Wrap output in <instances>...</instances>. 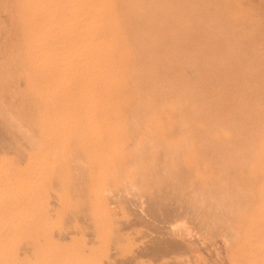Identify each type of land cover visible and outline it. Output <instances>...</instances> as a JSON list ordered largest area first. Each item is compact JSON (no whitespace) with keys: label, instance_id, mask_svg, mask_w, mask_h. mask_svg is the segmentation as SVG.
Wrapping results in <instances>:
<instances>
[{"label":"rangeland","instance_id":"rangeland-1","mask_svg":"<svg viewBox=\"0 0 264 264\" xmlns=\"http://www.w3.org/2000/svg\"><path fill=\"white\" fill-rule=\"evenodd\" d=\"M1 1H2L1 4L4 5L3 6L4 9H2V6L0 4V6H1L0 9H2L0 11V26L2 28H5L3 26V24L7 25V27L10 26V23L12 25V26L8 27V29L6 28L7 31H6V29L5 30L3 29V31L6 32V36H5L6 39L1 37V36L5 35L4 34L5 32L3 33L2 29H0V53H1L0 54V68H1L0 69V75L3 76V77L0 76V79L1 78L4 79V80L1 79L2 83L0 82L2 84V85H0V191H1L0 192V229H2V231H0V235L3 234L4 229H5V232H4L5 234H3V235L6 236V234H7V236H8L10 234L12 236L14 234L13 237H10V235H9V238H11V240L9 238L7 239V236L6 237L4 236L7 240H4L5 238L4 239L2 238L3 235L0 236L1 237L0 240L2 239L1 242H4V244L1 242L0 243L4 247L7 244L6 246L9 247V249H10V247L12 248V250L10 249L11 251L8 249V254L6 256V260H9V259L13 260V261L11 260V262L9 261V264H11V263L14 264L15 260H16L15 264H18V263L19 264H31V263L32 264H37V263L43 264V262H44V264H58V263L61 264L62 262H64L62 264H180V263L181 264H264V188L261 191L259 190L262 187H264V181H263L264 180V177H263L264 176L263 175L264 174V172H263L264 171V169H263L264 164H262L263 163V160H262L263 155L260 154L259 152L257 153V150H255V145H256L255 144V138L260 134V129L264 125V94H263V92H264V89H263L264 88V81L263 80L264 79H262V77L264 78V71H263L264 70V68H263L264 63L262 62L260 64V62L264 60V57H263V55H264V52H263L264 51L263 50L264 49V44H263L264 43V37H263L264 36V33H263L264 32V0H234V1L233 0H128V1L127 0H117L116 6L121 11L124 12L125 16H127L126 21H128V22L131 21V22H133L139 26H145V28H143L142 30L137 32L138 34L143 35L145 29H147L148 32H151V33L154 32V34H155V38H136L138 40L139 44H140V42L142 44L145 43V44H143L144 49H147L145 47V45L149 44V42H148L149 39L151 40L150 43H152V41H154V45H152L153 46L152 47L153 52H151V53L147 52L148 53L147 54V53H145L146 50H144L143 51L144 53H139L135 57L136 61H137L136 62L137 63V69L134 71V73L136 74L138 81H137V83H134L136 86L135 88H132L130 86L132 90L130 89V91L128 90V92L131 93L132 91H134L136 96H138V97H136L138 100L137 101L135 100L136 103H135V101L132 103V104L135 103L134 105L129 104L130 105L129 110H126V112L128 113V116H126L125 119L121 118L122 120L124 119L123 122H124L125 126L124 125H123L124 127L121 126V124L123 122L120 121V118H119V121L117 122V123L121 122V124L119 126L122 127L125 132H122L123 129L119 130L120 129L119 126H118L119 128L113 126L115 120L117 121L118 119L112 118V117H110V119H109L105 116V113H104L105 105H104V101H103V98H102L101 93H100L101 88L98 85L93 86L91 88V91L88 90V92H87V90H85L87 88H85L84 86H82L80 84L78 85V83H71V85L68 84V85H70L68 87H72V88H68L64 83L58 84V85L55 84V86L50 87V90L48 89L49 86H45V85H42L43 86L42 87L41 85L36 84L39 88L38 87H37V89L34 88V86H35L34 81H36V79H38L39 75H40L39 70L31 69L33 72L30 73L31 70L29 69V66L27 63L28 62L27 57H25V55L23 53L20 54V51L22 52L23 48H20V49L17 48L20 46L22 47L21 43H23V38H21V30H20V28L16 27V26H19V18H18L19 17V2L16 0L15 1L8 0V2L10 1L9 3H11V4H9L8 2H6L7 0H5V2H4V0H0V2ZM220 1L223 3V5ZM3 3H5L6 5L8 4L9 6L6 7L5 4H3ZM135 6H137V7H135ZM8 7H9V10H11V8H12V10L9 11ZM142 7H143V9H142ZM144 7H145V9H144ZM157 9L159 11H157ZM223 9H224V11H221ZM6 10H8V12ZM15 10H17V13ZM248 10H249V12H248ZM2 11H4L5 13H3ZM147 11H149V12H147ZM215 11H217V12L219 11V12L217 13ZM246 11H247V13L244 14V12H246ZM181 12H183V13H181ZM223 12H224V15H223ZM240 12H241V14L243 12L244 15L243 14L241 15ZM6 13L7 14L10 13V14L6 15ZM134 13H135V15H134ZM203 13H204L205 17H203L204 16ZM252 14L259 16V17H256V19H255V16ZM14 15H16V16H14ZM167 15H169L170 17ZM190 15H192V16H190ZM211 15L213 16V19H212ZM218 15H220V16H218ZM225 15H227V16L224 17ZM232 15H235V16H232ZM238 15H239V17H240V15L242 16V18L241 17L239 18V20H241V21H239L238 24L242 23L244 18H245V20H247V22H245V20H244L245 25L243 24L244 22L242 23L243 25L242 24L241 25L246 27L247 23H248V26L251 23V27H250L251 29H249V27L247 26L248 29L247 28H241L242 30H240V27H242V26H240L236 23V20H238V19H234L236 16L238 17ZM230 16L232 18L229 19ZM251 16H254L253 18L255 19V21L252 19ZM13 17H15V19H16V21H14V22H18V24L15 23V25H14V22H13V24H12V22H10V21L14 20ZM215 17H217V20L219 17L218 22H217ZM206 18L207 19L209 18L208 20L211 23V25H210V23H208V20ZM248 18H249V20H248ZM257 18H259V19H257ZM226 19H227V21H226ZM6 20H7V22H5ZM142 20H144V21H142ZM195 20L197 22H195ZM211 20L212 21L214 20V22H212ZM228 20H230V21H228ZM258 20H260L258 23L259 25L257 24ZM163 21H164V23H163ZM223 21L226 23L224 24ZM161 22H162V24H161ZM199 22H202V23H199ZM222 22H223V24H222ZM228 22H229V24H228ZM197 23H199V25ZM254 23L257 24V25H255L256 29H255ZM207 24L210 25L211 28L209 26H207ZM217 24L218 25L221 24V25L218 27ZM230 24H231V26L232 25L233 26L231 27ZM261 24H263V26ZM185 25H189V29H187L188 31L186 30ZM192 25H193V27H192ZM195 25H197V26H195ZM202 25H204V26H202ZM224 25H225V29H224ZM226 25H229V27H227ZM252 25H253V27H252ZM163 26H164V28H163ZM165 26H166V28H165ZM205 26H206V28L204 29ZM221 26H223V27H221ZM238 26H240V27H238ZM11 27H13L14 31L16 29V31L15 32L11 31V29H12ZM186 27H188V26H186ZM199 27H201L200 28L201 32L198 31ZM208 27L210 28L211 31L208 29ZM230 27L232 28L231 32L229 31ZM234 27H236V28H234ZM212 29L215 30L216 32H214ZM235 29H238V30L236 31ZM8 30H9V32H8ZM167 30H169V31L167 32ZM221 30H223L224 33ZM232 30H234V31H232ZM249 30H251V32ZM252 30H254V31H252ZM208 31L210 33L207 34ZM212 31L214 32V34L213 33L211 34ZM217 31H219V32H217ZM228 31L230 32V36H229L230 38H227L228 37L227 33L229 35ZM235 31H236V33H235L236 35L234 34ZM185 32H187V33H185ZM245 32L248 34L251 33L249 35L253 40L255 39L254 41H256V43L254 41H252V39L250 37H249L250 39L247 40V37L249 35L247 34L248 35L247 36ZM13 33H16V36H18V37H16V36L12 37ZM219 33L223 34V37ZM200 34H202V35H200ZM203 34H204V37L202 38ZM9 35L12 38L11 37L9 38ZM195 35H197V36H195ZM212 35H214L215 37ZM224 35H226V36H224ZM231 36H233L234 38L236 36V39H233V37H231ZM259 36L261 37L260 39H259ZM224 37H225V39L227 38L228 41L232 40L231 41L232 43L230 41L228 43V41L225 39H224V41H221V40H223ZM1 38H2V40H1ZM18 38H20V39H18ZM212 38L217 39V41L220 39V41H218V42L221 43L220 47L222 49H224L223 51H222V49H219L220 47L217 44V41L215 42V40H214V43L217 45V47H216V45H214V43H212L213 42ZM7 39H8V41H7ZM13 39L15 42L13 41ZM21 39H22V41H20ZM194 39H196L197 41H195ZM244 39L247 40V44H246V41ZM17 40H19V41H17ZM239 40H241V42H243L242 40H244V42H243V44H245L244 47L245 46H247V47L244 48L242 46L243 44H241ZM16 41L18 43H16ZM210 41H211V44L213 45V47L210 45ZM10 42H12V44L15 43L16 45L15 44L12 45ZM203 42L207 43L206 45L211 46L212 48H215V49H212L211 47L206 48L205 44H203ZM222 42L223 43L225 42L224 45L226 44L224 47H222V45H223ZM260 42H262V43H260ZM178 44H179V48H178ZM176 45H177V47H176ZM180 45H182V46L180 47ZM189 45H191L192 50L194 49L193 53H192V51H190L191 47ZM193 45H194V47H193ZM229 45H230V47H229ZM231 45L232 46L235 45V47L233 46L231 48ZM255 45L257 48L253 47ZM183 46H186V49L184 48V50H183ZM199 46H201V47H199ZM202 46H204V47H202ZM249 46L253 47L254 49L249 47ZM10 47H11V49H10ZM13 47H16L17 49L13 48ZM172 47H174V48L172 49ZM187 47H189L190 50L187 49ZM197 48L199 49L198 51H197ZM228 48L229 49L231 48L230 49L231 51ZM233 48L234 49L236 48L237 50L235 49L236 50L235 51ZM174 49L175 50L177 49V50L175 51ZM216 49L218 51L223 52L220 57H219V54H220L219 52L217 53V55L214 54L215 52H217ZM256 49L258 52H260V51H262V52L258 53L256 51ZM185 50H188V51L186 52ZM212 50L213 51L215 50V51L213 52ZM244 50H245V52H244ZM14 51H16V52H14ZM17 51H19L18 54H17ZM183 51L185 52V56H184ZM194 51L195 52L197 51L196 52L197 57L195 56L196 53H194ZM209 51L212 53H210ZM232 51H235L238 56L236 54L234 55L235 52H233L231 54L230 52H232ZM239 51H241V52H239ZM198 52H200L201 55ZM224 52L226 55H224ZM13 53H15L14 55L16 57L13 55ZM202 53H203V57H200V56H202ZM205 53H207V54H205ZM208 53L210 55H208ZM162 54H163V57H162ZM186 54L189 56V60L187 62H185L188 59ZM193 54H195L194 56L197 58V60L194 59L195 57L192 56ZM211 54L214 56L212 57ZM253 54H255L254 57L251 56ZM17 55L19 57L21 56L20 59H22V60H20L19 57H17ZM176 55H178V56L176 57ZM182 55L184 56V57H182V60H178V59H181L180 56H182ZM205 55L207 56L208 60L210 59L211 61L216 62V63H212L211 61L209 63L206 60L207 58ZM230 55H233V57ZM256 55H260V56L257 57ZM150 56H153V58ZM226 56H228V57H226ZM185 57H187V59ZM192 57H194V58L192 59ZM198 57H200V58H198ZM163 58L167 59V60H164ZM212 58H214V59H212ZM218 58L219 59L221 58V59L219 60ZM260 58L261 59L263 58V59L260 60ZM171 59L172 60L173 59L178 60V62L174 60L175 62H177V63H174V61H172ZM254 59H257V60L255 61ZM16 60H19L18 61L19 64ZM192 60H194V61L196 60V61L194 62ZM252 60H253V63L255 61L254 65L256 66V69L254 68L255 66L253 65V63H251ZM13 61H15V62H13ZM152 61H154V62H152ZM157 61H158V63H157ZM204 61H207L209 64L207 62L204 63ZM20 62H21V64H20ZM182 62H183L182 65H184V62L186 63L184 65L185 67L181 66L180 70H179V67L177 64H181ZM191 62H192V64L193 63L194 64L191 65L190 64ZM199 62H201V64H197ZM146 63H148V65L151 66L152 68L148 67V65ZM221 63L222 64L226 63L227 66H229L228 64H230V67L227 68L226 66H223L224 64L222 65ZM8 64H9V66H8ZM12 64L14 65V67H12L13 66ZM189 64L192 67L189 66ZM204 64L207 66L212 65L211 66L212 68L210 66L206 67ZM139 65H142V66L139 67ZM197 65H199L200 67L204 65L203 68H205V69L203 70L202 67H201L202 69L201 68L198 69L199 66H197ZM217 65L221 66L223 70L221 69V67H220L221 70H219V66L217 67ZM257 65H259V66H257ZM260 65H262L261 68H259ZM193 66L197 69L195 70V68ZM213 66H215V67H213ZM155 67H157V68L155 69ZM245 67H248V70ZM249 67H251L250 69H252L251 70L252 72L250 71ZM3 68H4V70H2ZM144 68H145V70H143ZM149 68H151V69L154 68V70H152V71H154V73L153 72L151 73ZM166 68H167V70H166ZM185 68H187V69H185ZM9 69L11 71H9ZM27 69H29L30 71H28ZM210 69H212L215 73ZM259 69H261V70H259ZM141 70L143 71L142 74H144V76H146V77H144L141 74V72H142ZM181 70H183V71H181ZM199 70L202 71V74H201V72H198ZM209 70L213 72V73L211 72L212 73L211 75H209L210 73L207 74V72H210ZM244 70H246V71H244ZM205 71H207V72H205ZM261 71H263V73H261ZM18 72H20V73H18ZM196 72L199 74H197ZM247 72H249V73L251 72L252 76H251V74H249ZM21 73L25 74V75L23 76ZM203 73H205V76H206V74L209 75L208 77L206 76L209 81L205 80L206 77L204 76ZM240 73H241V75H240ZM255 73L257 74L256 76H259V78L255 77ZM177 74H179V75L181 74L180 76H182V78L179 77V75H177ZM17 75L19 76V78ZM27 75H28V77H27ZM29 75H31V77ZM161 75H162V77H161ZM166 75H168V77H166ZM4 76L5 77L8 76L7 78H9V76H10V79H8V81H6L7 79ZM14 76H15V78H18V79H14L13 78ZM22 76H23V79H25L24 81H21L22 79H20V78H22ZM37 76H38V78H37ZM142 76L147 80L144 81ZM174 76L177 78H173ZM197 76H199V77L197 78ZM201 76H203V77H201ZM233 76H234V78H233ZM246 76H247L248 80H247V78H244ZM184 77H185V79H187V81L184 79ZM200 77L204 78V79H202L204 81H202ZM217 77H218V79H220L219 81H218ZM219 77L223 78V80ZM26 78L28 80L30 79V81H33V82L28 83ZM178 78L181 82L184 81L182 84H184L186 82L184 84L185 86L181 85V87H180V85H179L180 89H178V86H177L178 82H179V84H181V82L178 81ZM232 78L234 79V81L237 78H239V79L241 78V79H240V81L238 79V80H236V82H234ZM11 79L15 80L14 83H12L13 81H11ZM224 79L226 81L223 83ZM254 79H256V80H254ZM260 79H261V81H260ZM214 80H216V83L213 82ZM246 80H247V82H246ZM172 81H174L175 83L173 82V84L170 85L172 83ZM199 81L201 84L198 85ZM211 81L213 83H211ZM217 81L220 84H217L218 83ZM249 81H250V84H249ZM252 81H253V83L251 84ZM6 82H8V83H6ZM227 82H229L228 84L232 83V85H234V87L232 88V86H229V85H228L229 87H226L227 84H225V83H227ZM241 82L242 83L246 82L249 85L245 83L246 85L244 84L245 85V87H244V85L243 86L241 85L242 84ZM257 83H258V85H257ZM29 84H32L33 86L32 85L30 86ZM159 84L163 85V87H161V90H163V92H166L168 97L171 95L169 98H171L173 96L170 92H172L174 94V91H176V93L174 95L175 98L173 96L172 99H170V100L171 101L173 100L174 103L178 100V101L182 102L181 104H183V106H179L180 108L178 107V108H176V110H174L175 113L172 112L170 115H168L169 116L168 118H167V116H163L164 119L166 118V120H164V122H163L162 117L160 119H157V120L150 119L151 116L149 114L151 112V110L153 111L156 109L158 112L159 111L162 112L163 108H165V107L160 106V105H163V104L159 103L157 106V103H154V104H156L157 108L155 107L156 109H153L154 104L151 103L152 104L151 105L149 103L150 100H148V102H145L147 107L143 103L144 100L146 101L148 99L150 94L155 92V87L158 86ZM214 84L216 85L215 86L216 88L214 87ZM236 84H239V85H236ZM62 85H63V87L61 89ZM165 85H166V87H165ZM206 85L208 87H206ZM222 85H224V86H222ZM240 85H241V87H240ZM255 85H257V86H255ZM144 86H147V87H145L146 88L145 90L143 88ZM153 86H155V87L153 88ZM183 86L184 87L187 86L186 89H189V90H186ZM188 86H190V87H188ZM45 87L46 88L48 87V88L45 89ZM64 87H66V88H64ZM172 87L177 88V89L175 90ZM204 87H205V89H204ZM221 87H223L224 89L222 90ZM59 88L61 91L58 90ZM63 88L65 90H63ZM190 88H191V90H190ZM234 88H236V89H234ZM245 88H246V90H244ZM256 88L259 90H257ZM32 89L33 90L35 89L34 90L35 92ZM196 89L199 91H197ZM201 89H202V91H201ZM208 89H209V91H208ZM225 89L228 91H226ZM261 89H263V90H261ZM43 90H44V92H47V90H48V92L44 93V95H43V97H46V98L42 97L43 93H41V92ZM177 90H179V92ZM180 90L183 92H181ZM194 90H196L198 92V95H199V93H201V95H202V92L205 91L203 94L204 97L201 95H199V96L196 95L197 93ZM216 90H219V91H216ZM233 90H234V92H233ZM36 91H38V95H36L37 94ZM68 91H70V92H68ZM143 91H144V93H142ZM187 91H188V93H187ZM33 92H34V94H32ZM77 92L79 94H77ZM177 92H178V97L176 96ZM185 92H186V94H185ZM213 92L215 95L217 93V95L215 96L213 94ZM219 92L221 94H219ZM222 92H224V95ZM249 92H250V95H249ZM50 93H52L53 96ZM54 93H55V95H54ZM148 93H149V95H148ZM168 93H170V94H168ZM205 93L207 96H210V98H208V97L206 98ZM228 93H230V95ZM254 93H256V94H254ZM258 93H260V94H258ZM140 94L141 95L144 94L146 97L144 95L141 96ZM179 94L181 95L180 97H179ZM183 94H185V95H183ZM251 94H253V95H251ZM93 95H94V97H93ZM220 95H222V96H220ZM51 96H52V99H51ZM139 96H141L142 101H139L140 100ZM182 96L184 99L182 98ZM190 96H191V99L193 97V99H192L193 101H191ZM212 96H214V97H212ZM245 96H247L246 101H245ZM248 96L250 97V99H248L249 98ZM53 97H56L57 100H55V98H53ZM79 97H80V99H79ZM85 97H87V99ZM144 97H145V99H144ZM186 97L188 100H186ZM197 97H199V98H197ZM38 98L41 99L40 100L41 102L38 100ZM49 98L53 101L51 102V100ZM67 98H68V100H67ZM180 98L185 100L186 102L183 103V100H181ZM213 98H214V100H212ZM222 98H223V100H222ZM75 99H76V101H75ZM47 100H49L51 103L47 102ZM194 100H196L197 103H200L199 105L206 104V105H204V107L206 106L205 108H207V106H208V108H207L208 110L204 108L206 111L203 109L201 112V107L203 108V106H201V107L199 105L197 106V103L196 104L193 103V102H196ZM254 100H256V101H254ZM90 101H92L93 103H91ZM190 101H191V103H190ZM206 101H207V103H205ZM259 101H260V103H259ZM70 102H71V104H70ZM68 103H69V105H68ZM221 103H223V104L221 105ZM42 104L50 105V106L47 105L48 107L46 106L48 110L43 108L45 105H42ZM93 104L95 105V107L97 109L94 106H92ZM185 104L186 105L188 104V105L186 106ZM193 104L196 105L197 107L196 106L194 107ZM232 104H234V105H232ZM251 104H253V105H251ZM89 105L92 106V109H91V106H89ZM52 106H53V110L51 108ZM70 106H72V107H70ZM76 106H78V107H76ZM79 106H83L82 110H81V107L79 108ZM141 106H143V108L146 110V113H144L145 110L143 108L141 109ZM144 106L146 108H149V109L152 107L150 112ZM184 106H186V107H184ZM188 106L191 109H188L187 108ZM250 106L254 107L253 111H249L248 107H250ZM40 107H42V108H40ZM59 107H60V109H62V112L59 110ZM86 107L87 108L90 107V109H87ZM198 107H199V109H197ZM232 107H233V109H231ZM70 108H72V109H70ZM160 108H162V109H160ZM192 108H193V111H192ZM228 108L230 109L229 112H228ZM238 108L241 109L242 111L239 110ZM39 109H40V111H39ZM43 109L45 110L44 112H42ZM218 109H219V111L217 112ZM136 110L138 112H140V115ZM180 110H181V112L184 113L183 114L184 116L180 114L181 113ZM195 110H196V112L194 113ZM197 110H200V111H197ZM87 111H88V114H90V115H87ZM90 111H91V113H90ZM191 111L194 114L192 116H191ZM203 111L206 114L209 111L207 116H205L206 114H203ZM230 111H232V112L234 111L233 114H232V112L230 113ZM37 112H39V113H37ZM45 112H47V113H45ZM54 112L56 113V117H55ZM66 112H67V114L69 112L70 113L68 115H66L65 114ZM81 112L84 113L85 116H84V114H81ZM131 112H134L136 114H134V113L131 114ZM219 112H221V113H219ZM222 112H223V114H222ZM227 112L232 114L233 116H237V113H238V117L239 118L241 117L240 121H239L238 117L233 118V116H230ZM42 113L46 114V115L44 114V117L45 116H46V118L48 117L47 119L45 118V120H48V119H49V121L53 120V122H51V125H52L51 127L47 126V124L50 125V122L47 123L44 119H43V121H44L43 125L39 124L40 121H41L40 123H42V118H43ZM59 113H61V114L59 115ZM71 113L72 114L74 113L73 117H72ZM99 113H100V115H99ZM147 113H148V115H146ZM201 113H202V116H201ZM216 113L218 115H221V116H219L220 121L216 120V118L218 119V116ZM245 113H247V114H245ZM47 114H49V116H47ZM129 114H131V116ZM196 114L198 116H200L201 119ZM39 115L41 116L40 118H39ZM82 115L85 118L88 116L90 117V118L88 117L89 120L86 119V127L89 126V129H90L89 130L87 127V130H89V131L94 130L96 132H99L101 128L99 129L97 127V125L94 126L95 123L100 124L99 126L102 127L101 131L103 130V128H104V130L102 132H99V133L95 132L96 133V135L94 134L95 136H93V134H92L93 131L90 133L92 135H88L89 133L86 132V130L84 129L85 128V123H84L85 120L83 122L82 119H85V118L84 117L82 118L81 117ZM144 115L146 117L147 116L149 117V118L147 117L148 120L145 119L146 117L143 118ZM177 115H178L177 118L182 119V120H178L176 118ZM203 115H204V117H203ZM227 115L230 116V117H228L229 121L227 120ZM36 116L39 118L38 121H37ZM67 116H69V117H67ZM92 116L93 117L100 116V118H102L101 119L102 122L100 120H98L100 118H96V117H95V120H96L95 121L94 118H92ZM170 116H171V118H170ZM172 116H174V117H172ZM181 116H183V118H181ZM186 116L187 117L191 116L192 119L190 117L187 118ZM193 116H195L196 119ZM212 116H213V118H212ZM215 116H217V117H215ZM80 117L82 119L79 122V120H76V119H78V118L80 119ZM132 117L134 119L136 117V119L139 118L141 120H134L133 119V121H132V119H131ZM209 117L211 119H209ZM223 117H225V118H223ZM173 118H175V120ZM171 119H173V120H171ZM185 119L186 120L191 119L192 123L190 124V122H189V124H188V120L185 121ZM208 119H209V121H208ZM221 119H222V121H221ZM237 119L239 121L238 123L236 122ZM149 120H150V122H149ZM152 120L154 122H157V123L159 122L158 125L156 123H154ZM169 120H171V121H169ZM242 120H243V122H241ZM55 121H56V123H55ZM65 121L67 122V124H65L66 123ZM70 121H71V123H70ZM76 121L78 122V124H80L81 121L84 123V125H83V123L80 124L83 127V129L82 130L80 129L77 131L73 130L74 132L70 133L69 130H72L74 127L78 126ZM181 121H183L184 123ZM200 121H201V123H200ZM59 122H60V124H59ZM89 122L91 124L93 122L94 123L92 125L91 124L89 125ZM105 122H107V123L105 124ZM127 122L134 125L133 127L131 125V128H133V129H131L129 127L130 124ZM147 122H149L148 124H150V125L152 123V125L155 128V131H154V128L152 127V125L151 126L148 125ZM162 122L164 124H162ZM196 122H198V123H196ZM203 122L205 123V127L203 125L204 124ZM101 123L102 124L104 123L105 125L104 124L103 125L105 127L102 126ZM171 123H173L174 126ZM62 124H64L65 126ZM70 124H72V125H70ZM155 124L157 126H159V124L160 125L162 124L161 130H162V128L164 129V127H166L168 124L170 129L167 126L166 131H164L165 130L164 129V130H162L163 133H161L159 130L160 127H155ZM187 124L190 126V130L187 129V128H189V126L188 127L186 126ZM192 124L193 125L199 124V125L195 129V126H193ZM213 124L214 125L216 124V126L219 125L218 128L220 130H223V131L228 130V132L231 133L230 134L231 135L230 141L233 140L234 143L237 142V143H235L236 145H239V144L242 145L243 144L241 147H239L240 145L237 146V148H239V150L237 148L231 149L227 145L226 148H224V149L221 148V149H219V151H218V149H215L214 151H208V153H203L202 150H198L199 148L196 149L195 151L194 150L187 151L188 153L177 152V151H176L177 153H175V151H173V150H170L169 152L166 151V149H165L166 146L167 147L169 146L168 148L174 147L171 149L180 148V147H182V145L188 146L189 142L187 140H186L187 142H185V139L187 137H189V136L193 137L195 134H196L195 137H198L199 133L203 134V132H201V130L198 127H200L203 130V128H202V126H203L204 129L206 130V132H205V130H203L204 131L203 135H206L208 133L211 134V132L216 129L215 128L216 126L213 127L214 126ZM222 124H224V125H222ZM80 125L77 127L78 129L80 128ZM117 125L118 124H116L115 126H117ZM143 125H145V127ZM182 125L185 126L186 128L183 127ZM70 126H72V127H70ZM91 126H92V129H91ZM207 126H208L209 130L206 129ZM222 126H224V127L221 128ZM228 126H229V128H227ZM112 127H114V129L118 128L119 132H118V130L112 129ZM191 127L194 129V131H196L198 128V130L200 132L197 130V132L194 133V131ZM211 127H212V129H211ZM57 128L59 130L65 128L64 130H61L60 133L64 134V132L66 133V131H67V133L64 134V136H66V135L68 136V133L72 134V136L70 134H69L68 138L63 137L62 134H60V135H62V136H60L58 133L59 131H57ZM77 128H74V129H77ZM93 128H96V129H93ZM97 128H98V131H97ZM145 128H146V130H145ZM148 128H150V131ZM218 128H217V130H219ZM108 129H110V130L108 131ZM167 129L169 130V132ZM184 129L189 130V131H185ZM210 129H211V132H209ZM83 130H85V133H87V134L84 133L83 135H81ZM139 130L144 131V132H141ZM80 131H81V133H80ZM106 131H108V133H106ZM111 131H113V132L116 131V133H115L116 136L119 133L118 136L120 135L119 136L120 138L122 136L126 135L127 136L126 138H128L129 141L125 137H122L123 141H120L121 139L117 138L119 142L114 140L115 143L113 144V142H114L113 140H112L113 142L109 141V140H111V139H109L110 135H111V133H110ZM154 132H157V134H159V133L162 134L163 135L162 139H161V136H159L160 134L158 135L160 138H158L157 134L155 136ZM185 132H187L188 135H186ZM215 132H212L213 133L212 135H217V133L219 131L216 133ZM74 133H76V134H74ZM126 133H128V134H126ZM140 133H142V134H140ZM146 133H148L149 135L147 134L148 135L147 136ZM183 133L185 136L184 135L182 136ZM190 133L193 135H190ZM236 133H238V134H236ZM97 134H98V136H97ZM99 134H101V135H99ZM112 134H114V133H112ZM201 134L199 136H201ZM112 136L114 139H116L115 135H111V137ZM95 137H97V139ZM102 137L105 139H103ZM139 137H142V139H143V137H145L144 139H146V140L143 139V141H142ZM146 137L149 139H152V143H151V140L147 139ZM173 137L175 139L177 138V140L179 139L178 141L181 140V142H178L177 140H176V142L173 140L174 141L173 142L172 141ZM183 137H185V139L182 140ZM92 138L95 140H93ZM164 138L168 139L167 144L164 143L167 141V140L164 141L163 140ZM98 139H100V140L103 139L104 142H103V140H102V142L100 140L98 141ZM139 140L143 143L142 144L139 143V146H138L136 144H138L137 141L139 142ZM95 141H98L97 143H100V145L98 144L100 146L99 147L100 151H96L98 146H96V148H94L95 145H97V143H95ZM125 141H128V142H125ZM145 141H146V143H145ZM147 141H150V142L148 143ZM233 141L230 143V145L233 144ZM109 142H110V144H109ZM121 142H122V144H121ZM134 142L136 143L135 144L136 146L134 145ZM84 143H86V144H84ZM91 143L93 146H91ZM111 143L113 145H116V144L118 145V143H119V145L121 144L122 149L120 148L121 149L120 150L119 148H117L119 145L118 146L116 145L117 147H116V149H114V146L111 145ZM170 143L173 144V146H171ZM175 143H177V144H175ZM46 144H47V146H46ZM52 144H55V145H52ZM64 144H67V145H64ZM174 144H175V146H174ZM87 145L91 146V147H88ZM108 145L109 146L111 145L110 149L112 150V147H113L114 151L109 150ZM132 145L136 148V150ZM160 145L165 146V148H163V146L160 148ZM63 146H64V149H63ZM65 146L68 148H66ZM79 146H81L84 149L80 148ZM130 146L133 148V150L130 149L131 148ZM137 146L138 147L141 146L140 147L141 152H138L139 150H137L138 149ZM61 147H62V149H61ZM85 147H88V148H85ZM227 148H228V151L225 152V150H227ZM117 149H119V150H117ZM235 149H237L239 152H237ZM60 150H61V152H60ZM93 150H95L97 154H95V151H93ZM129 150H131V151H129ZM232 150H233V152H232ZM247 150L249 152H247ZM102 151H104V152H102ZM119 151L121 152L119 154L120 155L122 154L121 156L118 155V153H117ZM156 151L159 153H157ZM113 152L117 153V158L121 157L120 158L121 161H119L120 159L118 160L114 156L116 154H112ZM163 152L164 153L167 152L166 153L167 155L164 154ZM196 152H197V154H196ZM99 153L102 155H100ZM126 153L127 154L129 153L128 154L129 156H126L127 155ZM171 153H173V155L176 154V156H178V157L171 156L172 155ZM87 154H89V155H87ZM98 154H99L98 157L101 160V161L100 160L99 161L102 162L104 160L103 162L105 164L102 162L103 163V165H102V163L97 161L98 160L97 159ZM106 154L113 156L115 159L109 155H108L109 156L108 157ZM168 154H170V155H168ZM209 155H211V156H209ZM259 155H261V157ZM102 156H104L103 157L104 159L103 158L101 159ZM87 157L88 158L91 157V158L88 159ZM123 157H124V159H123ZM255 157H257L258 159H256ZM54 159H55V162H54ZM105 159H109V160H113V161H109V160L107 161ZM27 160H28V162H27ZM35 160H37V161H35ZM41 160H42V163H41ZM87 160L89 161V163L86 162ZM91 160L93 161V163L91 162ZM253 161H254V164L256 162L255 165H257V164L258 165L254 166ZM52 162H54V163H52ZM90 162H91V164H90ZM94 162H96V163H94ZM110 162H111V164H113V165H111L112 167H109ZM99 163L103 168H101V166L98 165ZM66 164H68V165H66ZM36 165H37V167H36ZM98 166H100V167H98ZM118 166H121V167H118ZM198 168H199V170H198ZM103 169H105V170H103ZM202 172H204V173H202ZM124 177H126V178H124ZM125 180L127 183L125 182ZM101 182H102V184H101ZM135 182H136V185H138V186L135 185L136 187L134 186ZM124 184H126V185L128 184L127 187ZM207 187H209V188H207ZM119 189L121 192V196H120ZM131 189H133V190L131 191ZM98 190H99V193H98ZM109 191H110V193H109ZM106 192H108L109 194L107 193L108 195L107 194L104 195ZM259 193H261V194L263 193V194L261 195ZM117 194H118L120 199L115 200L116 198H118ZM127 196H129V198ZM108 197L109 198L111 197L113 199V201H112V199H109ZM125 198H126V202H125ZM98 199L100 200V202ZM144 200H146V201H144ZM108 202L112 203V204L110 205ZM159 202L162 203L163 206L161 204H159ZM99 206H101L102 208ZM97 207L100 208L101 210L100 209L98 210ZM103 207H104V209H103ZM166 207H168V209ZM161 209H163V210H161ZM178 209H180V210H178ZM168 213H169V215H168ZM176 213H178V214H176ZM8 230L9 231L12 230L15 233H13L12 231L10 233ZM161 230H162V232H161ZM165 231L168 234H166ZM20 232H22V233L20 234ZM30 232H32V234L34 233V235L36 234L35 235L36 237L33 238L34 235H32ZM23 233L25 235L21 236V237H23V239L26 238L25 239L26 241L20 237V235H23ZM162 233H163V236H161ZM15 234H17V235H15ZM15 236H17V237L15 238ZM162 237L164 239H162ZM165 237H168V238L165 239ZM13 238H14V241L12 240ZM17 238H18V240H17ZM29 238H31V240ZM156 238H157V240H160V238H161V240L163 242L165 240L167 242V239H168V241L170 239V241L168 242L170 244L173 243V242H171L173 239L174 242L176 243V246L178 247V249H176L177 251L176 250L174 251V249H168L169 252L171 251L170 254H167L168 251H165L166 255L164 254L165 252L160 253L164 256H161L159 254V252H157L158 253L157 256L159 257V259H157L158 257L155 255L157 253L155 251H153V253H151L149 250L150 249L149 247H151L153 245L152 243H154L156 241ZM21 240H23L24 242ZM37 240H38L39 245L37 243ZM6 241H7V243H6ZM33 241H34V243H32ZM8 242H10V243L12 242L11 246L8 244ZM15 242L17 243L18 247L16 246ZM35 242H36V245H35ZM29 243L32 245H30ZM45 243H47V244H45ZM179 243H181V244H179ZM34 245H35V247L38 246V249H39L38 251H36L37 248L33 247ZM56 247H57V249H56ZM147 248H149V249H147ZM54 249H56V250H54ZM16 251L18 254L16 253ZM73 251H74V253H72ZM9 252L12 253L13 257L9 254ZM36 252H38V253H36ZM45 252H46V254H45L46 256L44 255ZM101 252H103L104 254H102ZM154 252H155V254H154ZM20 253H22V254L20 255ZM41 254H43L44 256H41ZM60 254H61V256H60ZM75 254H77V255H75ZM8 255H10V256L8 257ZM16 255H18V256H16ZM51 255H53V256H51ZM57 255H58L59 259L57 258ZM15 256H16V258H15ZM7 257H8V259H7ZM60 257L63 259L61 260ZM66 257L67 258L69 257L70 260L65 259ZM72 257H74V258H72ZM20 259H21V261H20ZM17 260H19L18 263H17ZM68 260L70 262H68ZM91 261H93V262H91ZM6 264H8V261Z\"/></svg>","mask_w":264,"mask_h":264},{"label":"bare ground","instance_id":"bare-ground-1","mask_svg":"<svg viewBox=\"0 0 264 264\" xmlns=\"http://www.w3.org/2000/svg\"><path fill=\"white\" fill-rule=\"evenodd\" d=\"M13 1H15V0H13ZM16 1H18L19 2V26H16L17 28H20V30H21V38H23V43H21L22 44V47L20 46V47H17V48H23L22 49V52L20 51V54H24L25 55V57H27V59H28V66H29V69L31 70V69H34V70H39V78H38V76H37V78L38 79H36V81H34L35 82V86H34V88L35 89H37V85H45V86H49V90H50V87H52V86H55V84H62V83H64L67 87L68 86H70L71 85V83H78V85L80 84V85H82V86H84L85 88H87V89H85V90H87V92H88V90L89 91H91V88L93 87V86H95V85H98L100 88H101V96H102V98H103V101H104V105H105V107H104V113H105V116L107 117V118H109L110 119V117H112V118H116V119H118L117 121L115 120V122H114V124H113V126L114 127H118L120 124H121V122H119V123H117L118 121H119V118H120V121H122L123 122V120L125 119V117L126 116H128V113L126 112V110H129V104H132L135 100L137 101L138 99L136 98V97H138V96H136V94H135V92L134 91H132L131 93H129L128 92V90L130 91V89H131V87L132 88H135L136 86H135V84L134 83H137V76H136V74L134 73V71L137 69V61H136V56L139 54V53H144L143 51L144 50H146V52L145 53H147V52H149V53H151V52H153L152 51V45H154V41H152V43H150V39L148 40V42H149V44L148 45H145V47L147 48V49H144V46H143V44H145V43H141L140 42V44L138 43V40L136 39V38H155V34H154V32H148V30L147 29H145V31H144V33H143V35H140V34H138L137 32L138 31H140V30H142L143 28H145V26H139V25H137V24H135V23H133V22H128V21H126V18H127V16H125V14H124V12L123 11H121L117 6H116V2H117V0H16ZM128 1V0H127ZM234 1V0H233ZM4 2H5V0H4ZM6 2H8V0L6 1ZM10 2V1H9ZM8 2V3H9ZM221 2V1H220ZM2 3V1L0 2V4ZM222 3V2H221ZM225 3V2H224ZM230 3V2H229ZM3 4H5V3H3ZM9 4H11V3H9ZM222 5H223V3H222ZM1 6H2V9H4L3 8V6L4 5H2L1 4ZM1 6H0V8H1ZM5 6L7 7V6H9L8 4L6 5L5 4ZM230 6V5H229ZM135 7H137V6H135ZM225 7V6H224ZM235 7V6H234ZM141 8V7H140ZM2 9H0V11L2 10ZM142 9H143V7H142ZM144 9H145V7H144ZM149 9V8H148ZM8 10H9V7H8ZM8 10H6L7 12H8ZM11 10H12V8H11ZM11 10H9V11H11ZM18 10V9H17ZM17 10H15L16 11V13H17ZM138 10V9H137ZM217 10V9H216ZM245 10V9H244ZM14 11V10H13ZM140 11V10H139ZM157 11H159L158 9H157ZM221 11H224V9L223 10H221ZM220 11V12H221ZM229 11V10H228ZM3 13H5L4 11H2ZM129 12V11H128ZM147 12H149V11H147ZM215 12H217V11H215ZM219 12V11H218ZM217 12V13H218ZM230 12V11H229ZM228 12V13H229ZM235 12V11H234ZM248 12H249V10H248ZM253 12V11H252ZM12 13V12H11ZM14 13V12H13ZM151 13V12H150ZM153 13V12H152ZM167 13V12H166ZM165 13V14H166ZM181 13H183V12H181ZM180 13V14H181ZM198 13V12H197ZM231 13V12H230ZM247 13V11L246 12H244V14H246ZM8 14H10V13H8ZM7 13H6V15H8ZM179 14V15H180ZM220 14V13H219ZM235 14V13H234ZM240 14H241V12H240ZM242 14H243V12H242ZM241 14V15H242ZM243 14V15H244ZM257 14V13H256ZM18 15V14H17ZM134 15H135V13H134ZM199 15V14H198ZM201 15V14H200ZM203 15H204V13H203ZM202 15V16H203ZM222 15V14H221ZM223 15H224V12H223ZM240 15V17L242 18V16ZM249 15V14H248ZM252 15H254V14H252ZM13 16V15H12ZM11 16V17H12ZM14 16H16V15H14ZM133 16V15H132ZM152 16V15H151ZM167 16H169V15H167ZM190 16H192V15H190ZM197 16V15H196ZM201 16V17H202ZM212 16V15H211ZM210 16V17H211ZM217 16V15H216ZM218 16H220V15H218ZM227 15H225L224 17H226ZM229 16V15H228ZM232 16H235V15H232ZM255 16V19H256V17H259V16H256V15H254ZM254 16H251L252 17V19L255 21V19L253 18ZM8 17V16H7ZM6 17V18H7ZM170 17V16H169ZM172 17V16H171ZM198 17V16H197ZM203 17H205V15L203 16ZM209 17V18H210ZM222 17V16H221ZM239 15H238V17L236 16L234 19H238V20H236V23L238 24L239 23V21H241V20H239ZM262 17V16H261ZM156 18V17H155ZM164 18V17H163ZM168 18V17H167ZM208 18V19H209ZM216 18V20H217V17H215ZM214 18V19H215ZM230 18H232L231 16L229 17V19ZM14 19V20H13ZM13 21H10V22H12V24H13V22L14 21H16V19H15V17H13ZM133 19V18H132ZM151 19V18H150ZM154 19V18H153ZM158 19V18H157ZM203 19V18H202ZM207 19V18H206ZM207 19V20H208ZM212 19H213V16H212ZM221 19V18H220ZM228 19V18H227ZM227 19H226V21H227ZM233 19V20H234ZM257 19H259V18H257ZM9 20V19H8ZM11 20V19H10ZM156 20V19H155ZM206 20V21H207ZM243 20V19H242ZM244 20H245V18H244ZM244 20H243V22H244ZM248 20H249V18H248ZM134 21V20H133ZM142 21H144V20H142ZM212 21V20H211ZM219 21V17H218V20H217V22ZM228 21H230V20H228ZM253 21V22H254ZM259 21L260 20H258L257 21V24L259 23ZM5 22H7V20L5 21ZM9 22V23H10ZM140 22V21H139ZM138 22V23H139ZM155 22V21H154ZM160 22V21H159ZM195 22H197L196 20H195ZM212 22H214V20L212 21ZM216 22V23H217ZM224 22V21H223ZM223 22H222V24H223ZM242 22V23H243ZM245 22H247V20H245ZM245 22L243 23L244 25H245ZM251 22V21H250ZM15 23L16 24H18V22H14V25H15ZM156 23V22H155ZM163 23H164V21H163ZM199 23H202V22H199ZM199 23H197L198 25H199ZM208 23H210L209 22V20H208ZM221 23V22H220ZM226 22H224V24H225ZM231 23V22H230ZM242 23H240V24H238V25H240V26H242L243 24ZM261 23V22H260ZM161 24H162V22H161ZM228 24H229V22H228ZM235 24V23H234ZM236 24V25H237ZM242 24V25H241ZM257 24H255L254 23V26L255 25H257ZM165 25V24H164ZM194 25V24H193ZM193 25H192V27H193ZM205 25V24H204ZM204 25H202V26H204ZM210 25H211V23H210ZM210 25H208L207 24V26H209L210 27ZM214 25V24H213ZM221 25V24H220ZM220 25H218L217 24V26L219 27ZM235 25V26H236ZM247 26H248V23L246 24ZM259 25V24H258ZM262 26H263V24H261ZM260 25V26H261ZM3 26L5 27V28H2L1 26H0V29H2V32L4 33L5 31H3V29L5 30L6 28L8 29V27H10V26H12L11 25V23H10V26H8L7 27V25H5V24H3ZM186 26H188V27H186ZM195 26H197V25H195ZM201 26V25H200ZM227 27H229V25H226ZM230 26H231V24H230ZM233 26V25H232ZM231 26V27H232ZM240 26H238V27H240ZM247 26L245 27V26H242V27H240V30H242L241 28H247ZM191 27V26H190ZM208 27V29L210 30V28ZM217 27V28H218ZM221 27H223V26H221ZM230 27V29H229V31L231 32V28ZM237 27V28H238ZM249 27V29H251L250 27H251V23H250V25L248 26ZM252 27H253V25H252ZM12 29H13V27H11ZM10 28V29H11ZM163 28H164V26H163ZM165 28H166V26H165ZM185 28H186V30L187 29H189V25H185ZM197 28V27H196ZM201 27H199V32H201V29H200ZM206 28V26L204 27V29ZM234 28H236V27H234ZM233 28V29H234ZM7 29H6V31H7ZM9 29V30H10ZM11 29V31H14V29L12 30ZM169 29V28H168ZM207 29V30H208ZM216 29V28H215ZM223 29V28H222ZM224 29H225V25H224ZM228 29V28H227ZM239 29V28H238ZM238 29H235L236 31L238 30ZM248 29V28H247ZM253 29V28H252ZM255 29H256V26H255ZM9 30H8V32H9ZM156 30V29H155ZM185 30V31H186ZM191 30V29H190ZM197 30V29H196ZM206 30V31H207ZM213 30V29H212ZM219 30V29H218ZM15 31H16V29H15ZM14 31V32H15ZM169 30H167V32H168ZM174 31V30H173ZM188 31V30H187ZM205 31V30H204ZM211 31V30H210ZM214 32H216L215 30H213ZM211 32V34L213 33L214 34V32ZM220 31V30H219ZM219 31H217V32H219ZM222 32H223V30H221ZM228 31V32H229ZM232 31H234V30H232ZM236 31L234 32V34L236 33ZM250 32H251V30H249ZM252 31H254V30H252ZM178 32V31H177ZM194 32V31H193ZM198 32V33H199ZM203 32V31H202ZM230 32H229V35H228V33H227V38H230L229 36H230ZM257 32V31H256ZM262 32V31H261ZM17 33V32H16ZM16 33H13V36L12 37H15L16 36ZM157 33V32H156ZM185 33H187V32H185ZM192 33V32H191ZM190 33V34H191ZM197 33V32H196ZM208 33H210L209 31L207 32V34ZM224 33V32H223ZM226 33V32H225ZM246 33V32H245ZM264 33V32H263ZM5 35L4 36H1L2 38H5V36H6V32L4 33ZM10 34V33H9ZM206 34V35H207ZM217 34V33H216ZM219 34H221V33H219ZM242 34V33H241ZM248 33H246V35H247ZM249 34H251V33H249ZM248 34V35H249ZM18 35V34H17ZM20 35V34H19ZM174 35V34H173ZM192 35V34H191ZM198 35V34H197ZM197 35H195V36H197ZM200 35H202V34H200ZM205 35V36H206ZM210 35V34H209ZM222 35V37H223V34H221ZM233 35V34H232ZM236 35V34H235ZM247 35V36H248ZM211 36V35H210ZM212 36H214V35H212ZM219 36V35H218ZM224 36H226V35H224ZM11 36L9 35V38H10ZM11 37V38H12ZM16 37H18V36H16ZM20 37V36H19ZM157 37V36H156ZM192 37V36H191ZM201 37V36H200ZM204 37V34H203V36H202V38ZM215 37V36H214ZM231 37H233V36H231ZM250 37V35L247 37V40L248 39H250L249 38ZM257 37V36H256ZM264 37V36H263ZM2 38H1V40H2ZM186 38V37H185ZM220 38V37H219ZM225 39V37L223 38V40H221V41H224V39L225 40H227L228 41V39ZM258 38V37H257ZM261 37L259 36V39H260ZM6 39V38H5ZM18 39H20V38H18ZM209 39V38H208ZM221 39V38H220ZM220 39L218 40V41H220ZM233 39H236V36H235V38L233 37ZM252 39V38H251ZM195 41H197L196 39H194ZM199 40V39H198ZM202 40V39H201ZM206 40V39H205ZM214 40H215V42L217 41V39H213L212 38V43H214ZM245 40V39H244ZM244 40H242L243 42H244ZM247 40H245L246 41V44H247ZM255 40V39H254ZM253 39H252V41H254ZM7 41H8V39H7ZM13 41H14V39H13ZM17 41H19V40H17ZM16 41V43H18ZM20 41H22V39L20 40ZM190 41V40H189ZM209 41V40H208ZM217 41V44L219 45V47H220V42H218ZM230 41V40H229ZM229 41H228V43H229ZM232 41V40H231ZM230 41V42H231ZM234 41V40H233ZM240 41V43L241 44H243V42H241V40H239ZM15 42V41H14ZM200 42V41H199ZM205 42V41H204ZM203 42V44H205V47L207 48V47H213V45L211 44V41H210V45L211 46H208V45H206L207 43H204ZM207 42V41H206ZM255 43H256V41H254ZM253 42V43H254ZM258 42V41H257ZM11 44H12V42H10ZM223 43V42H222ZM225 43V42H224ZM224 43H223V45H222V47H224L225 45H224ZM227 43V44H228ZM232 43V42H231ZM252 43V44H253ZM260 43H262V42H260ZM259 43V44H260ZM13 44H15V43H13ZM12 44V45H13ZM20 44V43H19ZM18 44V45H19ZM20 44V45H21ZM198 44V43H197ZM209 44V43H208ZM251 44V45H252ZM258 44V45H259ZM264 44V43H263ZM16 45V44H15ZM161 45V44H160ZM159 45V46H160ZM187 45V44H186ZM199 45V44H198ZM202 45V44H201ZM214 45H216L215 43H214ZM236 45V44H235ZM235 45H233L234 47H235ZM244 45L245 44H243L242 46L244 47ZM182 45H180V47H181ZM190 47H191V45H189ZM197 46V45H196ZM195 46V47H196ZM232 45H231V48L233 47ZM262 46V45H261ZM260 46V47H261ZM169 47V46H168ZM176 47H177V45H176ZM193 47H194V45H193ZM199 47H201V46H199ZM202 47H204V46H202ZM211 47V48H212ZM215 47V46H214ZM216 47H217V45H216ZM218 47V48H219ZM229 47H230V45H229ZM242 47V48H243ZM245 47H247V46H245ZM244 47V48H245ZM249 47H251V46H249ZM248 47V48H249ZM253 47H256V45L255 46H253ZM253 47H251V48H253ZM13 48H16V47H13ZM16 48V49H17ZM159 48V47H158ZM174 47H172V49H173ZM178 48H179V44H178ZM184 48L186 49V46H183V50H184ZM210 48V49H211ZM230 48V49H231ZM237 48V47H236ZM235 48V49H236ZM243 48V49H244ZM257 48V47H256ZM10 49H11V47H10ZM169 49V48H168ZM182 49V48H181ZM187 49H189V47H187ZM205 49V48H204ZM212 49H215V48H212ZM219 49H222L221 47L219 48ZM227 49V48H226ZM225 49V50H226ZM229 49V48H228ZM229 49V50H230ZM234 49V48H233ZM234 49V50H235ZM238 49V48H237ZM236 49V50H237ZM254 49V48H253ZM259 49V48H258ZM263 49V48H262ZM261 49V50H262ZM9 50V49H8ZM14 50V49H13ZM175 50V49H174ZM177 50V49H176ZM175 50V51H176ZM190 50V49H189ZM194 50V49H193ZM193 50H192V47H191V50L190 51H192V53H193ZM199 49L197 48V51H198ZM207 50V49H206ZM217 50V49H216ZM224 49H222V51H223ZM235 50V51H236ZM240 50V49H239ZM247 50V49H246ZM249 50V49H248ZM264 50V49H263ZM19 51H17V54H18V52ZM165 51V50H164ZM186 52L188 51V50H185ZM189 51V52H190ZM196 51V52H197ZM213 51V50H212ZM215 51V50H214ZM213 51V52H214ZM222 51H218L217 50V52H215L214 54L215 55H217V53L219 52L220 54H219V57L221 56V54L223 53ZM228 51V50H227ZM226 51V52H227ZM231 51V50H230ZM235 51H232V52H230L231 54L233 53V52H235ZM242 51V50H241ZM241 51H239V52H241ZM250 51V50H249ZM248 51V52H249ZM252 51V50H251ZM255 51V50H254ZM256 51H257V49H256ZM255 51V52H256ZM260 51V50H259ZM14 52H16V51H14ZM181 52V51H180ZM184 52V51H183ZM195 51H194V53H196ZM201 52V51H200ZM200 52H198L199 54H200ZM205 52V51H204ZM203 52V53H204ZM207 52V51H206ZM210 52V51H209ZM238 52V51H237ZM244 52H245V50H244ZM247 52V53H248ZM253 52V51H252ZM258 52V51H257ZM256 52V53H257ZM262 51H260V52H258V53H261ZM264 52V51H263ZM175 53V52H174ZM203 53H202V56H200L199 54V56L200 57H203ZM210 53H212V52H210ZM229 53V54H230ZM254 53V52H253ZM255 53V54H256ZM1 54V53H0ZM15 53H13V55H14ZM19 54V55H20ZM148 54V53H147ZM158 54V53H157ZM205 54H207V53H205ZM236 54V52L234 53V55ZM242 54V53H241ZM249 54V53H248ZM255 54H253V55H251V56H253L254 57V55ZM146 55V54H145ZM165 55V54H164ZM187 55V54H186ZM195 54H193L192 56H194ZM208 55H210L209 53H208ZM224 55H226L225 54V52H224ZM228 55V54H227ZM237 55V54H236ZM262 55V54H261ZM15 56V55H14ZM23 56V55H22ZM143 56V55H142ZM178 55H176V57H177ZM184 56H185V52H184ZM183 55L182 56H180L181 57V59H178V60H182V57H184ZM196 57H197V53H196V55H195ZM194 56V57H195ZM206 56V55H205ZM204 56V57H205ZM211 56L213 57L214 55H212L211 54ZM230 56H232L233 57V55H230ZM229 56V57H230ZM238 56V55H237ZM250 56V55H249ZM250 56V57H251ZM257 57L258 56H260V55H256ZM16 57V56H15ZM17 57H19L18 55H17ZM141 57V56H140ZM150 57H152L153 58V56H150ZM162 57H163V54H162ZM172 57V56H171ZM187 57H188V59H187ZM187 57H185L187 60L185 61V62H187L188 60H189V56L187 55ZM194 57H192V59L194 58ZM194 58V59H196L197 60V58ZM200 57H198V58H200ZM217 57V56H216ZM223 57V56H222ZM221 57V58H222ZM226 57H228V56H226ZM263 57H264V55H263ZM14 58V57H13ZM21 58V56L19 57V59ZM179 58V57H178ZM206 58H207V56H206ZM205 58V59H206ZM220 58V59H221ZM231 58V57H230ZM156 59V58H155ZM164 59V58H163ZM212 59H214V58H212ZM219 59V58H218ZM219 59V60H220ZM225 59V58H224ZM227 59V58H226ZM253 59V58H252ZM263 59V58H262ZM261 58H260V60H262ZM20 60H22V59H20ZM162 60V59H161ZM164 60H167V59H164ZM172 60V59H171ZM175 59H173L172 61H174ZM178 60H175V61H177L178 62ZM195 60V61H196ZM209 63H210V59L208 60V58L206 59ZM232 60V59H231ZM255 61L257 60V59H254ZM259 60V59H258ZM259 60V61H260ZM17 62L19 61V60H16ZM26 61V60H25ZM148 61V60H147ZM151 61V60H150ZM155 61V60H154ZM154 61H152V62H154ZM174 61V63H177V62H175ZM192 61H194V60H192ZM194 61V62H195ZM207 61H204V63L205 62H207ZM215 61V60H214ZM255 61H254V63H255ZM13 62H15V61H13ZM12 62V63H13ZM22 62V61H21ZM21 62H20V64H21ZM184 62V65L186 64ZM207 62V63H208ZM212 63H216V62H213V61H211ZM264 63V60L263 61H261L260 62V64L261 63ZM151 63V62H150ZM157 63H158V61H157ZM173 63V62H172ZM206 63V64H207ZM208 63V64H209ZM220 63V62H219ZM229 63V62H228ZM251 63H253V60H252V62ZM254 63H253V65H254ZM16 64V63H15ZM18 64H19V62H18ZM147 65H148V63H146ZM145 64V65H146ZM183 64V62L181 63V64H177L178 65V67H179V70H180V67L181 66H184V65H182ZM191 65H193L192 64V62L190 63ZM189 64V66H191ZM196 64V63H195ZM197 64H201V62H199V63H197ZM203 64V63H202ZM222 64V63H221ZM224 64V63H223ZM222 64V65H223ZM250 64V63H249ZM248 64V65H249ZM13 65V64H12ZM176 65V64H175ZM176 65V66H177ZM180 65V66H179ZM205 65V64H204ZM203 65V66H204ZM215 65V64H214ZM229 66H227V64L225 63L223 66H226L227 68L228 67H230V64H228ZM5 66V65H4ZM3 66V67H4ZM8 66H9V64H8ZM140 66H142V65H139V67ZM196 66V65H195ZM197 66H199V65H197ZM203 66H201L202 68H203ZM206 67H209L210 65H205ZM212 66V65H211ZM210 66V67H211ZM219 65H217V67H218ZM247 66V65H246ZM255 66V65H254ZM257 66H259V65H257ZM261 66L262 65H260V67L259 68H261ZM11 67V66H10ZM9 67V68H10ZM12 67H14V65L12 66ZM148 67H151V66H149L148 65ZM163 67V66H162ZM168 67V66H167ZM170 67V66H169ZM185 67V66H184ZM192 67V66H191ZM194 67V66H193ZM200 66L198 67V69L199 68H201ZM213 67H215V66H213ZM220 67L221 66H219V70H221L222 69V67H221V69H220ZM25 68V67H24ZM152 68V67H151ZM151 68H149V70H150V72L152 73H154V71H152V70H154V68L153 69H151ZM157 67H155V69H156ZM175 68V67H174ZM188 68V67H187ZM187 68H185V69H187ZM195 68V67H194ZM201 68V69H202ZM212 68V67H211ZM245 68H247V70H248V67H245ZM251 67H249V69H250ZM255 69H256V66L254 67ZM263 68H264V65H263ZM1 69V68H0ZM17 69V68H16ZM20 69V68H19ZM29 69H27L28 71H30ZM142 69V68H141ZM176 69V68H175ZM184 69V70H185ZM197 68H195V70H196ZM205 68H203V70H204ZM2 70H4V68L2 69ZM6 70V69H5ZM8 70V69H7ZM21 70V69H20ZM143 70H145V68L143 69ZM166 70H167V68H166ZM194 70V71H195ZM208 70V69H207ZM210 70H212V69H210ZM209 70V71H210ZM216 70V69H215ZM218 70V71H219ZM223 70V69H222ZM229 70V69H228ZM227 70V71H228ZM252 69H250V71H251ZM259 70H261V69H259ZM9 71H11L10 69H9ZM17 71V70H16ZM142 71V70H141ZM181 71H183V70H181ZM213 71V70H212ZM212 71H210V72H207V71H205V72H207V74L208 73H210L209 75H211L213 72ZM226 71V70H225ZM244 71H246V70H244ZM264 71V70H263ZM263 71H261V73H263ZM14 72V71H13ZM33 71L31 70V72L30 73H32ZM146 72V71H145ZM163 72V71H162ZM187 72V71H186ZM198 72H201V74H202V71L201 70H199ZM204 72V71H203ZM212 72V73H211ZM252 72V71H251ZM249 73V72H247V73H249V74H251V76H252V73ZM11 73V72H10ZM18 73H20V72H18ZM17 73V74H18ZM36 73V72H35ZM143 73V71L141 72V74ZM179 73V72H178ZM182 73V72H181ZM197 73V72H196ZM215 73V72H214ZM230 73V72H229ZM245 73V72H244ZM246 73V74H247ZM260 73V74H261ZM13 74V73H12ZM22 74V73H21ZM28 74V73H27ZM34 74V73H33ZM148 74V73H147ZM183 74V73H182ZM197 74H199V73H197ZM204 74V76H205V73H203ZM206 74V76L208 77L209 75H207ZM218 74V73H217ZM225 74V73H224ZM245 74V75H246ZM3 75V74H2ZM23 76L25 75V74H22ZM37 75V74H36ZM143 76H144V74H142ZM146 75V74H145ZM164 75V74H163ZM169 75V74H168ZM168 75H166V77H168ZM175 75V74H174ZM177 75H179V74H177ZM176 75V76H177ZM181 75V74H180ZM179 75V77H181L182 78V76H180ZM184 75V74H183ZM186 75V74H185ZM216 75V74H215ZM240 75H241V73H240ZM257 74L255 73V77H258L259 78V76H256ZM1 76V75H0ZM12 76V75H11ZM18 76V75H17ZM23 76H22V78H20V79H22L21 81H24L25 79H23ZM30 77H31V75H29ZM142 76V77H143ZM205 76V77H206ZM1 77H3V76H1ZM5 77V76H4ZM8 77V76H7ZM7 77H5L6 79V81H8V79H10V76H9V78H7ZM27 77H28V75H27ZM144 77H146V76H144ZM143 77V79H144V81L145 80H147V79H145ZM161 77H162V75H161ZM199 76H197V78H198ZM201 77H203V76H201ZM200 77V78H201ZM207 77L205 78V80H208L207 79ZM241 77V76H240ZM14 79H18L19 78V76H18V78H15V76L13 77ZM173 78H177V77H173ZM187 78V77H186ZM199 78V79H200ZM214 78V77H213ZM219 78H221V77H219ZM231 78V77H230ZM233 78H234V76H233ZM232 78V79H233ZM242 78V77H241ZM240 78V79H241ZM244 78H247V76L246 77H244ZM1 79H3V78H1ZM0 79V82L2 81ZM27 79V78H26ZM167 79V78H166ZM184 79H185V77H184ZM183 79V80H184ZM202 79H204V78H201V80ZM215 79V78H214ZM217 79H218V77H217ZM222 80H223V78H221ZM227 79V78H226ZM239 78H237L236 80H238ZM240 79H239V81H240ZM262 79H264L263 77H262ZM4 80V79H3ZM34 80V79H33ZM39 80V81H38ZM182 80V79H181ZM186 81H187V79H185ZM220 79H218V81H219ZM230 80V79H229ZM236 80L234 81V79H233V81L234 82H236ZM247 80H248V78H247ZM247 80H246V82H247ZM251 80V79H250ZM254 80H256V79H254ZM259 80V79H258ZM11 81H13L12 83H14V81L15 80H13V79H11ZM27 81H28V83H32L33 81H30V79L28 80L27 79ZM30 81V82H29ZM142 81V80H141ZM160 81V80H159ZM167 81V80H166ZM176 81V80H175ZM178 81H180L179 80V78H178ZM197 81V80H196ZM202 81H204V80H202ZM209 81V80H208ZM207 81V82H208ZM217 81V82H218ZM226 80L224 79V81H223V83L225 82ZM232 81V82H233ZM245 81V80H244ZM260 81H261V79H260ZM264 81V80H263ZM262 81V82H263ZM4 82V81H3ZM10 82V81H9ZM164 82V81H163ZM169 82V81H168ZM173 82L174 81H172V83L170 84V85H172L173 84ZM181 82V81H180ZM184 82V81H183ZM183 82H181V84H179V82L177 83V86H178V89H180L179 88V85H180V87H181V85H184V84H182ZM189 82V81H188ZM214 83H216V80H214L213 81ZM212 81H211V83H213ZM222 82V81H221ZM246 82H244V83H242L241 85L243 86ZM255 82V81H254ZM258 82V81H257ZM2 83V82H1ZM0 83V85H2ZM6 83H8V82H6ZM11 83V84H12ZM167 83V82H166ZM175 83V82H174ZM210 83V82H209ZM229 82H227V83H225V84H227V86L226 87H229V86H232V88L234 87V85H232V83H230V84H228ZM239 83V82H238ZM253 83V81L251 82V84ZM24 84V83H23ZM27 84V83H26ZM34 84V83H33ZM37 84V85H36ZM68 84H70V85H68ZM133 84V85H132ZM189 84V83H188ZM187 84V85H188ZM196 84V83H195ZM199 84H201L200 83V81L198 82V85ZM208 84V83H207ZM217 84H220L219 82L217 83ZM246 84H248V83H246ZM245 84V85H246ZM249 84H250V81H249ZM248 84V85H249ZM4 85V84H3ZM8 85V84H7ZM25 85V84H24ZM30 86L32 85V84H29ZM152 85V84H151ZM176 85V84H175ZM229 85V86H228ZM236 85H239V84H236ZM241 85H240V87H241ZM245 85H244V87H245ZM247 85V86H248ZM257 85H258V83H257ZM257 85H255V86H257ZM29 86V87H30ZM33 86V85H32ZM131 86V87H130ZM149 86V85H148ZM185 86V85H184ZM183 86V87H184ZM216 85L214 84V87H215ZM220 86V85H219ZM222 86H224V85H222ZM251 86V85H250ZM249 86V87H250ZM253 86V85H252ZM43 87V86H42ZM62 87H63V85L61 86V89H62ZM80 87V86H79ZM145 87H147V86H144L143 88H144V90L146 89ZM155 86H153V88H154ZM161 87H163V85H161V84H159L158 86H156L155 87V92H153L152 94H150L149 95V93H148V95H149V97H148V99L145 101L144 100V104H145V102H148V100H150L149 101V103L151 104H154V103H157V106H158V104L160 103V104H163V105H160V106H164L165 108H163V111L162 112H158L157 111V107H156V104H154L153 106H154V108L153 109H156V110H151V108L149 109V108H146L147 106H146V104H145V108L146 109H148L149 110V112H150V110H151V112L149 113L150 114V116H151V118L150 119H153V120H157V119H160L161 117H162V119H163V122H164V120H166V118L164 119L163 118V116H167V118L169 117L168 115H170L172 112H174V110H176V108H178L179 106H183V104H181L182 102H180V101H176L175 103H174V101L172 100H170V99H172V97L175 95V93H176V91H174V94L172 93V92H170L173 96L171 97V98H169L168 96H167V94H166V92H163V90H161ZM165 87H166V85H165ZM182 87V88H183ZM188 87H190V86H188ZM193 87V86H192ZM206 87H208L207 85H206ZM210 87V86H209ZM213 87V88H214ZM218 87V86H217ZM236 87V86H235ZM39 88V87H38ZM46 87H45V89H47ZM56 88V87H55ZM64 88H66V87H64ZM63 88V90H65ZM68 88H72V87H68ZM67 88V89H68ZM74 88V87H73ZM77 88V87H76ZM173 88V87H172ZM185 89L187 88V86L186 87H184ZM211 88V87H210ZM212 88V89H213ZM216 88V87H215ZM222 88V90L224 89L223 87H221ZM231 88V87H230ZM229 88V89H230ZM231 88V89H232ZM29 89V88H28ZM34 89V90H35ZM75 89V88H74ZM173 89H177V88H173ZM204 89H205V87H204ZM234 89H236V88H234ZM257 89V88H256ZM264 89V88H263ZM263 89H261V90H263ZM33 90V89H32ZM33 90V91H34ZM42 90V89H41ZM58 90H60V88L58 89ZM62 90V91H63ZM73 90V89H72ZM132 90V89H131ZM135 90V89H134ZM186 90H189V89H186ZM190 90H191V88H190ZM197 90V89H196ZM196 90H194V91H196ZM226 90V89H225ZM244 90H246V88L244 89ZM254 90V89H253ZM257 90H259V89H257ZM260 90V91H261ZM56 91V90H55ZM61 91V90H60ZM178 92H179V90H177ZM181 91V90H180ZM197 91H199V90H197ZM196 91V95H198V92ZM201 91H202V89H201ZM200 91V92H201ZM208 91H209V89H208ZM215 91V90H214ZM216 91H219V90H216ZM226 91H228V90H226ZM231 91V90H230ZM250 91V90H249ZM35 92V91H34ZM34 92L32 93V94H34ZM37 92V94L36 95H38V91H36ZM47 92H48V90H47ZM47 92H44V90L41 92V93H43L42 94V97H43V95H44V93H47ZM68 92H70V91H68ZM73 92V91H72ZM178 92H177V94H176V96L178 97ZM181 92H183V91H181ZM205 92V91H204ZM204 92H202V95H201V93H199V95H201V96H203L204 97ZM233 92H234V90H233ZM251 92V91H250ZM250 92H249V95H250ZM253 92V91H252ZM40 93V94H41ZM58 93V92H57ZM65 93V92H64ZM76 93V92H75ZM142 93H144V91L142 92ZM165 93V94H164ZM170 93H168V94H170ZM187 93H188V91H187ZM190 93V92H189ZM195 93V92H194ZM193 93V94H194ZM207 93V92H206ZM206 93H205V95H206ZM223 93V95H224V92H222ZM232 93V92H231ZM236 93V92H235ZM257 93V92H256ZM256 93H254V94H256ZM261 93V92H260ZM260 93H258V94H260ZM49 94V93H48ZM47 94V95H48ZM50 94H52V93H50ZM77 94H79L78 92H77ZM185 94H186V92H185ZM185 94H183V95H185ZM192 94V95H193ZM212 94V93H211ZM210 94V95H211ZM213 94H214V92H213ZM212 94V95H213ZM219 94H221L220 92H219ZM229 95H230V93H228ZM263 94H264V92H263ZM46 95V94H45ZM54 95H55V93H54ZM57 95V94H56ZM76 95V94H75ZM95 95V94H94ZM94 95H93V97H94ZM141 95V94H140ZM142 95H144V94H142ZM141 95V96H142ZM190 95V94H189ZM188 95V96H189ZM191 95V96H192ZM195 95V94H194ZM198 95V96H199ZM215 95V94H214ZM216 95H217V93H216ZM215 95V96H216ZM241 95V94H240ZM251 95H253V94H251ZM262 95V94H261ZM49 96V95H48ZM52 96H53V94H52ZM52 96H51V99H52ZM67 96V95H66ZM91 96V95H90ZM141 96H139L140 97V100L139 101H142V98H141ZM145 96V95H144ZM181 95L179 94V97H180ZM187 96V95H186ZM191 96H190V99H191ZM220 96H222V95H220ZM232 96V95H231ZM259 96V95H258ZM36 97V96H35ZM74 97V96H73ZM77 97V96H76ZM88 97V96H87ZM87 97H85L86 99H87ZM92 97V98H93ZM97 97V96H96ZM146 97V96H145ZM145 97H144V99H145ZM196 97V96H195ZM210 98V96H207L206 95V98ZM212 97H214V96H212ZM219 97V96H218ZM228 97V96H227ZM246 97L247 96H245V101H246ZM249 97V96H248ZM43 98H46V97H43ZM42 98V99H43ZM48 98V97H47ZM53 98H55V100H57L56 99V97H53ZM91 98V99H92ZM174 98H175V96H174ZM182 98H183V96H182ZM197 98H199V97H197ZM196 98V99H197ZM202 98V97H201ZM225 98V97H224ZM252 98V97H251ZM50 99V98H49ZM50 99V100H51ZM79 99H80V97H79ZM178 99V98H177ZM181 99V98H180ZM184 99V98H183ZM183 99H181V100H183ZM192 99H193V97H192ZM191 99V101H193ZM195 99V98H194ZM203 99V98H202ZM205 99V98H204ZM218 99V98H217ZM226 99V98H225ZM248 99H250V97L248 98ZM261 99V98H260ZM38 100L40 101L41 99H39L38 98ZM63 100V99H62ZM66 100V99H65ZM67 100H68V98H67ZM85 100V99H84ZM155 100V101H154ZM176 100V99H175ZM186 100H188L187 99V97H186ZM201 100V99H200ZM212 100H214V98L212 99ZM222 100H223V98H222ZM232 100V99H231ZM53 100H51V102H52ZM75 101H76V99H75ZM80 101V100H79ZM136 101H135V103H136ZM154 101V102H153ZM191 101H190V103H191ZM194 101H196V100H194ZM199 101V100H198ZM225 101V100H224ZM230 101V100H229ZM249 101V100H248ZM247 101V102H248ZM254 101H256V100H254ZM262 101V100H261ZM41 102V101H40ZM47 102H50L49 100H47ZM50 102V103H51ZM89 102V101H88ZM91 103H93L92 101H90ZM97 102V101H96ZM95 102V103H96ZM186 101L185 100H183V103H185ZM189 102V101H188ZM201 102V101H200ZM220 102V101H219ZM246 102V103H247ZM90 103V104H91ZM134 103V104H135ZM193 103H197V101L196 102H193ZM205 103H207V101L205 102ZM258 103V102H257ZM259 103H260V101H259ZM49 104V103H48ZM48 104H42V105H45L43 108H45L46 110H48L47 109V107L48 106H50V105H48ZM58 104V103H57ZM60 104V103H59ZM70 104H71V102H70ZM134 104H132V105H134ZM141 104V103H140ZM143 104V105H144ZM151 104V105H152ZM181 104V105H180ZM200 103H197V106L199 105ZM213 104V103H212ZM223 103H221V105H222ZM48 105V106H47ZM68 105H69V103H68ZM148 105V104H147ZM186 105V104H185ZM188 105V104H187ZM186 105V106H187ZM194 105V104H193ZM192 105V106H193ZM204 105H206V104H204ZM204 105L202 104V105H199L200 107L201 106H203V108L201 107V112H202V110L206 107H204ZM211 105V104H210ZM232 105H234V104H232ZM251 105H253V104H251ZM47 106V107H46ZM59 106V105H58ZM89 106H91V105H89ZM92 106H94L95 107V105L93 104ZM92 106H91V109H92ZM136 106V105H135ZM159 106V107H160ZM186 106H184V107H186ZM196 105H194V107H195ZM196 106V107H197ZM212 106V105H211ZM42 107H40V108H42ZM57 107V106H56ZM70 107H72V106H70ZM76 107H78V106H76ZM81 107V110H82V107L83 106H79V108ZM88 107V106H87ZM86 107V108H87ZM149 107V106H148ZM156 107V108H155ZM193 107V108H194ZM239 107V106H238ZM52 108V110H53V106L51 107ZM67 108V107H66ZM96 108V107H95ZM135 108V107H134ZM133 108V109H134ZM143 108V106H141V109ZM180 108V107H179ZM188 109H191V108H189V106L187 107ZM193 108H192V111H193ZM207 108H208V106H207ZM207 108H205V109H207ZM223 108V107H222ZM226 108V107H225ZM245 108V107H244ZM70 109H72V108H70ZM69 109V110H70ZM75 109V108H74ZM87 109H90V107L89 108H87ZM94 109V108H93ZM97 109V108H96ZM144 109V108H143ZM160 109H162V108H160ZM159 109V110H160ZM187 109V110H188ZM197 109H199V107L197 108ZM204 109V110H205ZM215 109V108H214ZM213 109V110H214ZM217 109V108H216ZM227 109V108H226ZM231 109H233V107L231 108ZM239 109V108H238ZM248 109H249V111H253V109H254V107L253 106H250V107H248ZM51 110V111H52ZM59 110L62 112V109H60V107H59ZM101 110V109H100ZM135 110V109H134ZM133 110V111H134ZM145 110V109H144ZM182 110V109H181ZM181 110H180V112H181ZM186 110V111H187ZM208 110V109H207ZM221 110V109H220ZM229 108H228V112H229ZM239 110H241V109H239ZM38 111V110H37ZM39 111H40V109H39ZM45 110L43 109L42 110V112H44ZM50 111V112H51ZM55 111V110H54ZM57 111V110H56ZM59 111V112H60ZM79 111V110H78ZM96 111V110H95ZM102 111V110H101ZM137 111V110H136ZM143 111V110H142ZM179 111V110H178ZM184 111V110H183ZM190 111V110H189ZM192 111H191V116L192 115H194L193 113H192ZM197 111H200V110H197ZM206 111V110H205ZM219 111V109L217 110V112ZM226 111V110H225ZM224 111V112H225ZM242 111V110H241ZM244 111V110H243ZM49 112V111H48ZM80 112V111H79ZM100 112V111H99ZM138 112V111H137ZM179 112V113H180ZM196 112V110L194 111V113ZM209 112V111H208ZM208 112H207V114H208ZM213 112V111H212ZM211 112V113H212ZM227 112V113H228ZM232 111H230V113H231ZM234 112V111H233ZM233 112H232V114H233ZM37 113H39V112H37ZM36 113V114H37ZM45 113H47V112H45ZM44 113V114H45ZM55 113V112H54ZM70 113V112H69ZM68 113V114H69ZM86 113V112H85ZM90 113H91V111H90ZM94 113V112H93ZM97 113V112H96ZM132 113H134V112H131V114ZM139 113V115H140V112H138ZM144 113H146V110L144 111ZM175 113V112H174ZM177 113V112H176ZM198 113V112H197ZM219 113H221V112H219ZM230 113H228L230 116H233L232 114H230ZM43 114V113H42ZM44 114H43V118H42V123H40L39 122V124H42L43 125V119L45 120V118H46V116L44 117ZM51 114V113H50ZM53 114V113H52ZM61 113H59V115H60ZM64 114V113H63ZM66 115H68L67 114V112L65 113ZM72 114V113H71ZM70 114V115H71ZM74 114V113H73ZM73 114H72V117H73ZM79 114V113H78ZM81 114H84V113H82L81 112ZM80 114V115H81ZM131 114H129L130 116H131ZM134 114H136V113H134ZM143 114V113H142ZM141 114V115H142ZM181 115H183L184 113L183 112H181L180 113ZM186 114V113H185ZM189 114V113H188ZM199 114V113H198ZM203 114H206L204 111H203ZM207 114L205 115V116H207ZM217 114V113H216ZM222 114H223V112H222ZM236 114V113H235ZM245 114H247V113H245ZM41 115V114H40ZM39 115V118L41 117ZM46 115V114H45ZM58 115V116H59ZM87 115H90V114H88V111H87ZM92 115V114H91ZM95 115V114H94ZM93 115V116H94ZM99 115H100V113H99ZM146 115H148V113L146 114ZM174 115V114H173ZM190 115V114H189ZM197 115V114H196ZM38 116V115H37ZM36 116V118H37V121H38V117ZM47 116H49V114H47ZM84 116H85V114H84ZM83 115L81 116L82 118L84 117ZM92 116V118H94V120H95V117L96 118H100V116H95V117H93ZM184 116V115H183ZM183 116H181V118H183ZM191 116H189L190 118H191ZM198 116V115H197ZM201 116H202V113H201ZM210 116V115H209ZM217 116H218V119L216 118V120H219V116H221V115H218L217 114ZM217 116H215V117H217ZM230 116H228L227 115V120H228V117H230ZM52 117V116H51ZM55 117H56V113H55ZM67 117H69V116H67ZM79 117V116H78ZM80 117V119L78 118V119H76V120H79V122H80V120L82 119ZM89 117V116H88ZM88 117H84L85 119H82L83 120V122H84V120H85V130H86V132H88L89 134L88 135H92L93 134V136H95L96 135V133H99V132H102L103 130H104V128H103V130L101 131V129H102V127H100L99 125L100 124H94V126H96L97 125V127L100 129V131L99 132H96V131H94V130H91V131H89L90 129H89V126H87L88 127V129L89 130H87V127H86V119L87 120H89L88 119ZM141 117V116H140ZM146 116L144 115V117L143 118H145ZM148 117V116H147ZM145 118V119H147L148 120V118ZM172 117H174V116H172ZM178 117V115L176 116V118ZM187 117V116H186ZM189 117H187V118H189ZM194 118H195V116H193ZM198 117H200V116H198ZM203 117H204V115H203ZM214 117V118H215ZM236 118V117H238V113H237V116H233V118ZM48 118V117H47ZM46 118V119H47ZM64 118V117H63ZM90 118V117H89ZM121 118H124L123 120L121 119ZM142 118V117H141ZM170 118H171V116H170ZM212 118H213V116H212ZM223 118H225V117H223ZM241 118V117H240ZM240 118L238 117V119H239V121H240ZM51 119V118H50ZM67 119V118H66ZM65 119V120H66ZM102 118H100V119H98V120H100L101 122H102V120H101ZM132 119V121H133V117L131 118ZM174 120H175V118H173ZM173 119H171V120H173ZM178 120H182V119H179V118H177ZM192 119V118H191ZM191 119L190 120H188V124H189V122H190V124L192 123V121H191ZM196 119V118H195ZM198 119V118H197ZM200 119H201V117H200ZM203 119V118H202ZM209 119H211L210 117H209ZM209 119H208V121H209ZM231 119V118H230ZM238 119H237V123L239 122L238 121ZM93 120V119H92ZM97 120V121H98ZM130 120V119H129ZM128 120V121H129ZM134 120H141V119H139V118H137L136 119V117H135V119ZM144 120V119H143ZM152 120V121H153ZM171 120H169V121H171ZM177 120V121H178ZM184 120V119H183ZM186 119H185V121H187ZM226 120V121H227ZM47 123H49L50 122V125L49 124H47V126L48 127H51L52 125H51V122H53V120L52 121H49V119L48 120H45ZM96 121V120H95ZM94 121V122H95ZM151 121V122H152ZM160 121V120H159ZM168 121V122H169ZM212 121V120H211ZM214 121V120H213ZM220 121V120H219ZM221 121H222V119H221ZM229 121V120H228ZM233 121V120H232ZM235 121V120H234ZM66 122V121H65ZM77 122V121H76ZM82 121H81V123H83ZM88 122V121H87ZM93 122V123H94ZM131 122V121H130ZM149 122H150V120H149ZM149 122H147V124L149 123ZM154 122V121H153ZM162 122V124H164ZM167 122V123H168ZM181 122H183V121H181ZM180 122V123H181ZM194 122V121H193ZM241 122H243V120L241 121ZM55 123H56V121H55ZM70 123H71V121H70ZM80 123V124H81ZM84 123H83V125H84ZM92 123V124H93ZM107 122H105V124H106ZM126 123V122H125ZM127 123H129V122H127ZM154 123H156L157 125H158V123L157 122H154ZM161 123V122H160ZM179 123V124H180ZM184 123V122H183ZM196 123H198V122H196ZM200 123H201V121H200ZM204 123V122H203ZM210 123V122H209ZM212 123V122H211ZM216 123V122H215ZM225 123V122H224ZM45 124V123H44ZM59 124H60V122H59ZM65 124H67V122L65 123ZM74 124V123H73ZM77 124H78V122H77ZM76 124V125H77ZM80 124H78V126L80 125ZM88 124V123H87ZM91 123L89 122V125H90ZM91 124V125H92ZM104 124V123H103ZM102 123H101V125L102 126H104ZM116 124H118L117 126H115ZM130 124V123H129ZM146 124V125H147ZM155 124V127H160L159 128V130H160V132L161 133H163L162 132V130H164V131H166V127L168 126V124H167V126L166 127H164V129L162 128V130H161V126H162V124L160 125L159 124V126H157ZM172 125H173V123H171ZM186 125L187 127L189 126V125ZM194 124V123H193ZM192 124V125H193ZM207 124V123H206ZM218 124V123H217ZM241 124V123H240ZM41 125V126H42ZM46 125V124H45ZM58 125V124H57ZM62 125H64V124H62ZM70 125H72V124H70ZM124 125V122L121 124V126L122 127H124L123 126ZM131 125L132 124H130V128H131ZM142 125V124H141ZM148 125H150V124H148ZM147 125V126H148ZM151 125H152V123H151ZM150 125V126H151ZM171 125V126H172ZM199 124H197V125H193V126H195V129H196V127L198 126ZM204 125V127H205V123L203 124ZM211 125V124H210ZM214 125V124H213ZM212 125V126H213ZM222 125H224V124H222ZM60 126V125H59ZM58 126V127H59ZM65 126V125H64ZM68 126V125H67ZM77 126V127H78ZM134 125H132V127H133ZM144 127H145V125H143ZM164 126V125H163ZM174 126V125H173ZM183 126V125H182ZM216 126V124L213 126V127H215ZM218 126L219 125H217L215 128V130H213L212 132H215L216 130H217V128H218ZM230 126V125H229ZM229 126L227 127V128H229ZM238 126V125H237ZM43 127V126H42ZM56 127V126H55ZM69 127V126H68ZM70 127H72V126H70ZM77 127H74V128H77ZM105 127V126H104ZM114 127H112V129H114ZM120 127V126H119ZM118 127V128H119ZM122 127H120V129L119 130H122L123 128ZM127 127V126H126ZM137 127V126H136ZM139 127V126H138ZM149 127V126H148ZM152 127L154 128V126L152 125ZM183 127H185V126H183ZM204 127L202 126V128H203V130H205L204 129ZM224 126H222L221 128H223ZM41 128V127H40ZM60 128V127H59ZM72 129V130H69L70 131V133L71 132H74L73 130H75V131H77V130H82L83 129V127L80 125V128L78 129ZM98 128H97V131H98ZM118 128L117 129H114V130H118ZM168 128H169V126H168ZM172 128V127H171ZM180 128V127H179ZM186 128V127H185ZM192 128V127H191ZM200 130H201V132H203V134H204V131L200 128V127H198ZM198 128H197V130H198ZM237 128V127H236ZM243 128V127H242ZM241 128V129H242ZM249 128V127H248ZM65 128H63V129H58L57 128V131H59L58 133H59V135L60 134H62V133H60V131L61 130H64ZM67 129V128H66ZM91 129H92V126H91ZM93 129H96V128H93ZM129 129V128H128ZM131 129H133V128H131ZM130 129V130H131ZM136 129V128H135ZM149 129V131H150V128H148ZM170 129V128H169ZM187 129H189L190 130V126H189V128H187ZM193 129V128H192ZM191 129V130H192ZM207 130H209V128H208V126H207V128H206ZM211 129H212V127H211ZM211 129H210V131L209 132H211ZM219 129V128H218ZM234 129V128H233ZM85 130H83L82 131V134L81 135H83L84 133H85ZM110 129H108V131H109ZM119 130H118V132H119ZM145 130H146V128H145ZM152 130V129H151ZM168 130V129H167ZM185 130V129H184ZM189 130H185V131H189ZM197 130L196 131H194V129H193V131H194V133L195 132H197ZM239 130V129H238ZM93 131V133L92 134H90L91 132ZM108 131H106V133H108ZM139 131H141V130H139ZM148 131V132H149ZM154 131H155V128H154ZM158 131V130H157ZM199 131V130H198ZM219 131V132H218ZM231 131V130H230ZM252 131V130H251ZM64 132V131H63ZM79 132V131H78ZM96 132V133H95ZM122 132H125L124 131V129H123V131ZM128 132V131H127ZM133 132V131H132ZM141 132H144V131H141ZM152 132V131H151ZM168 132H169V130H168ZM200 132V131H199ZM205 132H206V130H205ZM211 132V134H206V135H203V134H201V133H199V135L201 134V136H199L198 135V137H195L196 136V134L193 136V137H187L186 139H185V137H183L182 138V140L183 139H185V142H189V144H188V146H184V145H182V147H180V148H175V149H171V148H174V147H170V148H168L167 146H166V148H165V146H163V148H165L166 149V151H170V150H173V151H175V153H177V152H186V153H188L187 151H190V150H196V149H198V150H202V152L203 153H208V151H214L215 149H218V151H219V149H224V148H226V146L228 145V147H230L231 149H234V148H237V146H239V147H241L242 145L241 144H239V145H236L235 143H237V142H235L234 143V141H233V144H231L230 145V143L232 142V141H230L231 139V133L230 132H228V130H225V131H223V130H217L216 132H218L217 133V135H212L213 133ZM215 132V133H216ZM66 133H67V131H66ZM65 132H64V134H66ZM70 133H68V136H69V134ZM80 133H81V131H80ZM79 133V134H80ZM111 133V135H115L116 136V131H111L110 132ZM112 133H114V134H112ZM129 133V132H128ZM128 133H126V134H128ZM150 133V132H149ZM153 133V132H152ZM159 133V132H158ZM193 133V132H192ZM193 133V134H194ZM214 133V134H215ZM254 133V132H253ZM252 133V134H253ZM64 134H62L63 135V137H66V138H68V136L66 135V136H64ZM74 134H76V133H74ZM73 134V135H74ZM85 134H87V133H85ZM95 134V135H94ZM103 134V133H102ZM119 134V133H118ZM118 134H117V136H118ZM140 134H142V133H140ZM148 133H146V135H147ZM154 134H155V136H156V134H157V132H154ZM160 134V133H159ZM157 134V137L158 138H160L159 136H161V139H162V134ZM185 134L186 135H188V133L187 132H185ZM193 134H191L190 133V135H193ZM236 134H238V133H236ZM243 134V133H242ZM62 135H60V136H62ZM71 136H72V134H70ZM80 135V136H81ZM99 135H101V134H99ZM111 135H110V138L109 139H111V140H109V141H117V142H119L118 141V139L117 138H119V139H121L120 141H123L122 140V137H127L126 135L125 136H122L121 138L118 136H116V139H114L113 138V136L111 137ZM149 135V134H148ZM147 135V136H148ZM159 135V136H158ZM184 135V133L182 134V136ZM70 136V137H71ZM97 136H98V134H97ZM185 136V135H184ZM109 137V136H108ZM254 137V136H253ZM94 138V137H93ZM92 138V139H93ZM96 139H97V137H95ZM103 138V137H102ZM142 141H143V139L145 138V137H143V139H142V137H139ZM147 138V137H146ZM152 138V137H151ZM84 139V138H83ZM103 139H105V138H103ZM102 139V140H103ZM126 139H128V138H126ZM132 139V138H131ZM147 139H149V138H147ZM65 140V139H64ZM93 140H95V139H93ZM92 140V141H93ZM100 139H98V141H99ZM102 140H100L101 142H102ZM138 140V139H137ZM144 140H146V139H144ZM149 140H151V143H152V139H149ZM164 141H166V142H164V143H168V139H163ZM175 141L176 142V140H177V138L175 139L174 137H173V139H172V141ZM179 140V139H178ZM177 140V141H178ZM187 140V141H186ZM241 140V139H240ZM82 141V140H81ZM86 141V140H85ZM98 141H95V143H97ZM112 141V142H113ZM115 141L113 142V144L115 143ZM128 141H129V139H128ZM128 141H125V142H128ZM158 141V140H157ZM173 141V142H174ZM103 142H104V140H103ZM124 142V143H125ZM136 142V141H135ZM134 142V145L136 144ZM148 143L150 142V141H147ZM159 142V141H158ZM162 142V141H161ZM171 142V141H170ZM172 142V143H173ZM178 142H181V140L180 141H178ZM177 142V143H178ZM62 143V142H61ZM87 143V142H86ZM86 143H84V144H86ZM137 143L138 144H136V145H138L139 146V143H143V142H141L140 140H139V142L137 141ZM145 143H146V141H145ZM147 143V144H148ZM177 143H175V144H177ZM63 144V143H62ZM61 144V145H62ZM79 144V143H78ZM100 143H97V145H95V147L94 148H96V146H98L97 147V149H96V151H100ZM109 144H110V142H109ZM112 143H111V145H113ZM121 144H122V142H121ZM121 144L119 145V143H118V147L116 146V145H113L114 146V149H116V147L117 148H121ZM126 144V143H125ZM161 144V143H160ZM175 144H174V146H175ZM255 150H257V153L259 152L260 154H262L263 155V163L262 164H264V125L261 127V129H260V134L255 138ZM52 145H55V144H52ZM64 145H67V144H64ZM82 145V144H81ZM111 145L109 146V150H111L110 149V147H111ZM130 145V144H129ZM135 145V146H136ZM144 145V144H143ZM170 145L171 146H173V144H171L170 143ZM179 145V144H178ZM177 145V146H178ZM245 145V144H244ZM46 146H47V144H46ZM60 146V145H59ZM84 146V145H83ZM88 146V145H87ZM91 146H93L92 145V143H91ZM91 146H88V147H91ZM124 146V145H123ZM133 146V145H132ZM137 146V147H138ZM142 146V145H141ZM140 146V147H141ZM161 145H160V148L162 147ZM176 146V147H177ZM55 147V146H54ZM66 147V146H65ZM80 148H82L81 146H79ZM88 147H85V148H88ZM125 147V146H124ZM131 147V146H130ZM134 147V146H133ZM140 147H138V149L137 150H139L138 152H141V148ZM152 147V146H151ZM154 147V146H153ZM244 147V146H243ZM66 148H68V147H66ZM102 148V147H101ZM106 148V147H105ZM135 148V147H134ZM60 149V148H59ZM61 149H62V147H61ZM63 149H64V146H63ZM82 149H84V148H82ZM92 149V148H91ZM99 149V150H98ZM119 149H117V150H119ZM122 149V148H121ZM120 149V150H121ZM128 149V148H127ZM131 150H133V148L131 147L130 148ZM147 149V148H146ZM145 149V150H146ZM157 149V148H156ZM155 149V150H156ZM238 150H239V148H237ZM237 149H235L237 152H239ZM242 149V148H241ZM246 149V148H245ZM103 150V149H102ZM112 150H113V147H112ZM111 150V151H112ZM124 150V149H123ZM131 150H129V151H131ZM135 150H136V148H135ZM134 150V151H135ZM162 150V149H161ZM197 150V151H198ZM234 150V151H235ZM243 150V149H242ZM57 151V150H56ZM93 151H95V150H93ZM96 151H95V154H97L96 153ZM114 151V150H113ZM116 151V150H115ZM133 151V152H134ZM147 151V150H146ZM163 151V150H162ZM161 151V152H162ZM177 151V152H176ZM224 151V150H223ZM222 151V152H223ZM228 151V148H227V150H225V152H227ZM60 152H61V150H60ZM65 152V151H64ZM102 152H104V151H102ZM157 152V151H156ZM160 152V153H161ZM217 152V151H216ZM232 152H233V150H232ZM247 152H249L248 150H247ZM110 153V152H109ZM118 153V155H120L119 153H121L120 151L119 152H117ZM117 153H115V152H113L112 154H116V155H114L116 158H117ZM130 153V152H129ZM128 153V154H129ZM153 153V152H152ZM151 153V154H152ZM157 153H159V152H157ZM164 153V152H163ZM167 153V152H166ZM166 153H164V154H166ZM191 153V152H190ZM256 153V152H255ZM254 153V154H255ZM100 154V153H99ZM99 154L97 155V161H99L100 159H99ZM104 154V153H103ZM111 154V153H110ZM127 154V153H126ZM126 155V156H129V155ZM172 155L171 156H176V154L175 155H173V153H171ZM179 154V153H178ZM196 154H197V152H196ZM210 154V153H209ZM87 155H89V154H87ZM100 155H102V154H100ZM107 156L109 155V154H106ZM105 155V156H106ZM122 155V154H121ZM120 155V156H121ZM160 155V154H159ZM167 155V154H166ZM168 155H170V154H168ZM193 155V154H192ZM95 156V155H94ZM109 156H111V155H109ZM108 156V157H109ZM194 156V155H193ZM209 156H211V155H209ZM256 156V155H255ZM260 157H261V155H259ZM104 156H102L101 157V159L103 158ZM111 157H113V156H111ZM110 157V158H111ZM176 157H178V156H176ZM195 157V156H194ZM258 157V156H257ZM257 157H255L256 159H258ZM42 158V157H41ZM88 158V157H87ZM89 158H91V157H89ZM88 158V159H89ZM96 158V157H95ZM107 158V157H106ZM114 158V157H113ZM121 157H118L117 159L119 160ZM128 158V157H127ZM168 158V157H167ZM49 159V158H48ZM104 159V158H103ZM115 159V158H114ZM123 159H124V157H123ZM206 159V158H205ZM213 159V158H212ZM40 160V159H39ZM45 160V159H44ZM95 160V159H94ZM105 160H109V159H105ZM261 160V161H262ZM35 161H37V160H35ZM34 161V162H35ZM57 161V160H56ZM68 161V160H67ZM101 161V160H100ZM99 161V162H100ZM104 161V160H103ZM102 161V162H103ZM109 161H113V160H109ZM119 161H121V159L119 160ZM173 161V160H172ZM257 161V160H256ZM27 162H28V160H27ZM54 162H55V159H54ZM54 162H52V163H54ZM87 163H89V161L87 160L86 161ZM91 162L93 163V161L91 160ZM91 162H90V164H91ZM102 162H100V163H102ZM118 162V161H117ZM168 162V161H167ZM258 162V161H257ZM38 163V162H37ZM41 163H42V160H41ZM66 163V162H65ZM94 163H96V162H94ZM100 163L98 164V165H100ZM104 163V162H103ZM103 163H102V165H103ZM113 163V162H112ZM26 164V163H25ZM30 164V163H29ZM105 164V163H104ZM110 164V166L109 167H112L111 165H113V164H111V162L109 163ZM121 164V163H120ZM173 164V163H172ZM185 164V163H184ZM255 164H256V162H255ZM254 164V161H253V165L254 166H257V165H255ZM261 164V165H262ZM53 165V164H52ZM66 165H68V164H66ZM186 165V164H185ZM4 166V165H3ZM28 166V165H27ZM101 166V165H100ZM100 166H98V167H100ZM35 167V166H34ZM36 167H37V165H36ZM73 167V166H72ZM97 167V168H98ZM117 167V166H116ZM118 167H121V166H118ZM140 167V166H139ZM44 168V167H43ZM101 168H103L102 166H101ZM106 168V167H105ZM185 168V167H184ZM263 169H264V167H263ZM103 170H105V169H103ZM194 170V169H193ZM198 170H199V168H198ZM100 171V170H99ZM143 171V170H142ZM197 171V170H196ZM89 172V171H88ZM133 172V171H132ZM264 172V171H263ZM104 173V172H103ZM196 173V172H195ZM199 173V172H198ZM201 173V172H200ZM202 173H204V172H202ZM206 173V172H205ZM135 174V173H134ZM197 174V173H196ZM93 175V174H92ZM138 175V174H137ZM264 175V174H263ZM80 177V176H79ZM90 177V176H89ZM94 177V176H93ZM264 177V176H263ZM78 178V177H77ZM91 178V177H90ZM123 178V177H122ZM121 178V179H122ZM124 178H126V177H124ZM100 179V178H99ZM219 180V179H218ZM123 181V180H122ZM264 181V180H263ZM99 182V181H98ZM125 182H126V180H125ZM120 183V182H119ZM127 183V182H126ZM138 183V182H137ZM263 183V182H262ZM101 184H102V182H101ZM134 184V183H133ZM124 185H126V184H124ZM128 185V184H127ZM127 185H126V187H127ZM136 185V182H135V184H134V186ZM92 186V185H91ZM136 186H138V185H136ZM135 186V187H136ZM151 186V185H150ZM149 186V187H150ZM93 187V186H92ZM124 187V186H123ZM107 188V187H106ZM105 188V189H106ZM129 188V187H128ZM207 188H209V187H207ZM263 188L264 187H262L261 189H259L260 191L261 190H263ZM101 189V188H100ZM121 189V188H120ZM120 189H119V192H120ZM135 189V188H134ZM133 189H131V191H132ZM136 190V189H135ZM174 191V190H173ZM1 192V191H0ZM92 192V191H91ZM9 193V192H8ZM98 193H99V190H98ZM97 193V194H98ZM108 192H106L104 195H106ZM109 193H110V191H109ZM108 193V194H109ZM124 193V192H123ZM129 193V192H128ZM164 193V192H163ZM89 194V193H88ZM96 194V195H97ZM107 194V195H108ZM259 194H261V193H259ZM263 194V193H262ZM261 194V195H262ZM6 195V194H5ZM123 195V194H122ZM127 195V194H126ZM152 195V194H151ZM8 196V195H7ZM95 196V195H94ZM116 196V195H115ZM114 196V197H115ZM117 196H118V194H117ZM116 196V197H117ZM120 196H121V192H120ZM131 196V195H130ZM135 196V195H134ZM153 196V195H152ZM161 196V195H160ZM113 197V196H112ZM126 197V196H125ZM128 198H129V196H127ZM136 197V196H135ZM100 198V197H99ZM109 198V197H108ZM147 198V197H146ZM262 198V197H261ZM104 199V198H103ZM109 199H112L111 197L109 198ZM115 199V198H114ZM117 199H120L119 198V196H118V198H116L115 200H117ZM140 199V198H139ZM151 199V198H150ZM160 199V198H159ZM99 200V199H98ZM105 200V199H104ZM133 200V199H132ZM153 200V199H152ZM164 200V199H163ZM103 201V200H102ZM101 201V202H102ZM112 201H113V199H112ZM144 201H146V200H144ZM157 201V200H156ZM99 202H100V200H99ZM116 202V201H115ZM124 202V201H123ZM125 202H126V198H125ZM104 203V202H103ZM109 203V202H108ZM114 203V202H113ZM122 203V202H121ZM99 204V203H98ZM97 204V205H98ZM110 205L112 204V203H109ZM148 204V203H147ZM159 204H161L162 205V203H160L159 202ZM157 205V204H156ZM96 206V205H95ZM155 206V205H154ZM160 206V205H159ZM158 206V207H159ZM163 206V205H162ZM99 207H101V206H99ZM156 207V206H155ZM98 208V207H97ZM102 208V207H101ZM149 208V207H148ZM162 208V207H161ZM167 209H168V207H166ZM100 208H98V210H99ZM103 209H104V207H103ZM101 210V209H100ZM157 210V209H156ZM161 210H163V209H161ZM178 210H180V209H178ZM106 211V210H105ZM168 211V210H167ZM149 212V211H148ZM164 212V211H163ZM151 213V212H150ZM153 213V212H152ZM165 213V212H164ZM180 213V212H179ZM167 214V213H166ZM174 214V213H173ZM176 214H178V213H176ZM175 214V215H176ZM159 215V214H158ZM168 215H169V213H168ZM163 229V228H162ZM0 231H2V229H0ZM9 231V230H8ZM12 231V230H11ZM11 231H9L10 233H11ZM4 232H5V229H4ZM3 232V234H5ZM13 232V231H12ZM19 232V231H18ZM161 232H162V230H161ZM7 233V232H6ZM13 233H15V232H13ZM22 232H20V234H21ZM31 234H32V232H30ZM29 233V234H30ZM47 233V232H46ZM45 233V234H46ZM165 233L166 234H168L166 231H165ZM2 234V235H3ZM30 234V235H31ZM161 234V233H160ZM165 234V235H166ZM2 235H0V236H2ZM10 235V234H9ZM9 235L7 236V234H6V236H7V239L9 238ZM14 235V234H13ZM13 235L11 236L10 235V237H13ZM15 235H17V234H15ZM25 234L23 233V235H20V237L21 236H24ZM28 235V234H27ZM32 235H34V233L32 234ZM36 235V234H35ZM34 235V237L33 238H35L36 236ZM44 235V234H43ZM67 235V234H66ZM5 235H3V239L6 237H4ZM161 236H163V233H162V235ZM17 236H15V238H16ZM26 237V236H25ZM1 238V237H0ZM22 239H23V237H21ZM166 238H168V237H165V239ZM6 238L4 239V240H7ZM10 240H11V238H9ZM20 239V238H19ZM26 239V238H25ZM25 239H23V240H25ZM30 240H31V238H29ZM37 239V238H36ZM66 239V238H65ZM155 239V238H154ZM162 239H164L163 237H162ZM2 240V239H1ZM1 240H0V242H1ZM13 241H14V238L12 239ZM17 240H18V238H17ZM16 240V241H17ZM23 240H21V241H23ZM33 240V239H32ZM20 241V242H21ZM26 241V240H25ZM29 241V240H28ZM36 241V240H35ZM149 241V240H148ZM155 241V240H154ZM169 241H170V239H169ZM168 241V239H167V242H166V240L163 242L162 240H161V238H160V240H157V238H156V241L154 242V243H152L153 245L151 246V247H149V248H147V249H149L150 250V252L151 253H153V251H155L156 253L157 252H159V254L160 253H162V252H165V251H168V249H174V251L176 250V249H178V247L176 246V243L174 242V240L172 239V241L171 242H173L172 244H170V243H168L169 242ZM24 242V241H23ZM153 242V241H152ZM1 243H3L4 244V242H1ZM0 243V244H1ZM6 243H7V241H6ZM16 243V242H15ZM19 243V242H18ZM32 243H34V241L32 242ZM37 243H38V240H37ZM8 244L11 246V244H12V242L10 243V242H8ZM24 244V243H23ZM30 244V243H29ZM45 244H47V243H45ZM179 244H181V243H179ZM2 245V244H1ZM0 245V264H6L7 263V261H8V264H9V261L11 262V260L9 259V260H6V256H7V254H8V249H9V247H7L6 245H5V247L2 245L1 246ZM30 245H32V244H30ZM29 245V246H30ZM35 245H36V242H35ZM35 245L33 246V247H35ZM38 245H39V243H38ZM183 245V244H182ZM16 246H17V243H16ZM20 246V245H19ZM47 246V245H46ZM54 246V245H53ZM18 247V246H17ZM44 247V246H43ZM180 247V246H179ZM20 248V247H19ZM35 248H37L36 249V251H38L39 249H38V246L37 247H35ZM80 248V247H79ZM10 249L12 250V248L10 247ZM9 249V250H10ZM56 249H57V247H56ZM56 249H54V250H56ZM10 250V251H11ZM14 251V250H13ZM51 251V250H50ZM173 251V250H172ZM173 251V252H174ZM177 251V250H176ZM43 252V251H42ZM71 252V251H70ZM86 252V251H85ZM104 252V251H103ZM103 252H101L102 254H104ZM155 252H154V254H155ZM171 252V251H170ZM170 252L168 251V253L167 254H170ZM14 253V252H13ZM16 253H17V251H16ZM15 253V254H16ZM36 253H38V252H36ZM57 253V252H56ZM72 253H74V251L72 252ZM76 253V252H75ZM177 253V252H176ZM9 254L12 256V253H10L9 252ZM18 254V253H17ZM22 253H20V255H21ZM46 254V252L44 253V255ZM48 254V253H47ZM165 255H166V252L164 253ZM10 255H8V257L10 256ZM43 254H41V256H44ZM54 255V254H53ZM53 255H51V256H53ZM75 255H77V254H75ZM85 255V254H84ZM156 256L158 255V253L157 254H155ZM161 256H164V255H162V254H160ZM16 256H18V255H16ZM16 256H15V258H16ZM46 256V255H45ZM60 256H61V254H60ZM72 256V255H71ZM100 256V255H99ZM8 257H7V259H8ZM13 257V256H12ZM50 257V256H49ZM56 257V256H55ZM86 257V256H85ZM158 257V256H157ZM14 258V259H15ZM19 258V257H18ZM51 258V257H50ZM53 258V257H52ZM57 258H58V255H57ZM72 258H74V257H72ZM88 258V257H87ZM99 258V257H98ZM97 258V259H98ZM54 259V258H53ZM59 259V258H58ZM60 259L62 260L63 258H61L60 257ZM65 259H69V257L67 258H65ZM117 259V258H116ZM157 259H159V257L157 258ZM56 260V259H55ZM70 260V259H69ZM68 260V262H70ZM130 260V259H129ZM128 260V261H129ZM13 261V260H12ZM16 261V260H15ZM15 261H14V264H15ZM20 261H21V259H20ZM28 261V260H27ZM19 262V260H17V263ZM51 262V261H50ZM55 262V261H54ZM67 262V261H66ZM88 262V261H87ZM91 262H93V261H91ZM56 263V262H55ZM62 263H64V262H62ZM61 263V264H62ZM84 263V262H83ZM104 263V262H103ZM12 264V263H11ZM19 264V263H18ZM32 264V263H31ZM38 264V263H37ZM43 264H44V262H43ZM59 264V263H58ZM181 264V263H180Z\"/></svg>","mask_w":264,"mask_h":264}]
</instances>
